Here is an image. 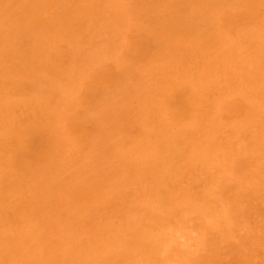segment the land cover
<instances>
[{"label": "rangeland", "instance_id": "1", "mask_svg": "<svg viewBox=\"0 0 264 264\" xmlns=\"http://www.w3.org/2000/svg\"><path fill=\"white\" fill-rule=\"evenodd\" d=\"M30 1L31 0L24 1V4H23L21 0H18V2H20V4H19L21 6L20 8L23 9V6H25L26 4L29 5ZM41 1L43 2V0H39L40 3L38 2V0L34 1L35 3L33 2V4H37L36 7L38 8L39 5L42 4ZM64 1L61 0V2H60V0L59 1L55 0V3H54V0L44 1L45 4H46V2H48L49 3L48 5L50 7H51V5L54 4L53 8L50 9V7H47V5L44 4L45 11H43V13L40 12L43 17L40 14H38V17H37V18H40L39 20L41 21V23H39L38 21L37 22L35 21L38 19L34 18V15H35L34 14L33 18H34L35 22H33L32 19H31L32 21H30L31 23L33 22L34 24H32V25L28 24V26L33 27V28L31 27L32 29L30 28L31 30L34 29L33 31H36V33L34 32L33 36L35 35V37H38V38L41 37L37 41L39 43H41V40L43 38L41 35L42 31H41V34L39 33V35H37L38 34L37 28L42 27L40 24L43 23V25H44L42 27V30L44 27H45L44 29H48L47 34H50L51 30L57 28V26L55 27V25H59V27H61V28L58 27L59 29L57 28L58 31H57V29H56V31H54L55 32L54 35H52L53 34V31H52L51 35L45 34V36L47 35L50 37H47V38L44 37V38H46L45 39L46 41L48 40V42L57 36L59 38V39L58 38L57 39L60 41V43L59 42L54 43V41H53V43L56 45V48L59 49V52L53 50L57 55H54V54H51V52L50 53L48 52V54H51L50 56L49 55L48 56L51 57V58H49V60H52V61L54 59V58L52 59V56L55 57V61H56L55 66L58 67V70H57L55 68V66H53V65L50 66V67H52V69L55 68V70L53 69L54 70L53 73H55V75L53 73L52 74L54 76H56V74L58 73V75L59 76L61 75V76L55 77L54 79L52 78V80H51L50 79L51 77H49V75L47 76V74H49L52 69L50 70L48 67L49 73L46 74V71L48 70L46 68L47 67L46 65H44V66L42 65L44 70L47 69L45 71V73H43L44 70H42L41 67H40L41 70H38V69L35 70V71H39V72H36V74L39 73V75H41L40 71H42L43 77L44 78L48 77L47 78L48 82H50V81H51L50 83H52V81H53V83L55 82L56 85H54L52 83L53 86L51 85V87H53L57 90V91H55L52 88V90H54L57 93V95L59 96L58 97L55 94L58 97V99H57V97H55V95L54 96L51 95L53 92L52 93L50 92L51 94L49 92H47V91H50V89L47 88V86H45L48 83L44 84L46 82L45 80L40 78V76L37 77L34 75L35 72H33L32 69L34 70V67H35V69L37 67L39 68V65L37 66V63L36 64L32 63V67H31L32 69H30V67H29V66H31L30 62H32L33 60L32 61H26L25 60V58L33 59V58L29 57L30 54L27 57L28 52H26V50L29 51L28 47L26 48V50H22V51H20L21 49H23L22 47L20 50L18 49V47H20V43L21 42L23 43L22 39H23V37L26 36L25 33L24 34L21 33L22 35L20 33H18L16 39L12 40V41H13V44H14V41H16L17 39H18V41H16V42L19 43L20 40H21V42L19 43V46L17 45L18 44L17 43L16 46H14V48L12 46V48L14 51L16 50L18 55L21 52L27 53V54L25 53L26 57H25V54L22 57L24 59L23 62L24 63L27 62V65L29 64L27 67L28 69L27 70L25 69V71H23V68H21V67L24 65V63L20 67V65H19L20 62H18V58H16V57L13 58L14 64H16L15 67H13V65H14L13 63L10 64L11 60L9 62L3 61L5 63V65H7V66L11 65V67L13 68L12 69L13 71L15 70L14 68H17L14 72H16V75L17 74H21V75H20L19 79H17V77H16V80H18V82H16L17 86L14 87L12 85V83L10 82L12 80L13 81L15 80V79L10 78V75L12 74L13 71H11V72H9V70L7 71V69L5 68V65H4V68H5L4 71H5L6 75L5 74H2V75H4V79H5L4 82L5 83L2 81L3 80L2 78L0 80V82L2 81V83H4L3 84L4 87L1 85L2 83H0V97H1V99L5 100V102H6V99L7 100L9 99L7 103H5L2 100L0 101V105L5 106V108H3L4 107L3 106L2 108L0 107V109L4 110L3 112L7 113L4 115L5 117H3L4 123L3 122L2 123L4 125H1V127L3 126L2 127L4 129L3 131H5V129L8 128L6 130L7 132L6 131L5 132L9 133L11 136L13 134L12 137L7 135L6 136L8 138L7 139L4 136L6 133H4L2 131V128L0 127L1 128L0 129V137L3 136L2 137L3 139L2 138L0 139V141L3 140L0 142V151H2V153H3L2 154L0 152V159H2V161H3V162L1 161L2 164H0V177H1L0 178V186H1V184H4L5 192L3 191L4 192L3 196L6 195L5 198L7 200L5 198L4 199L6 201L10 200V202H11L10 204L13 205V206H11V205H9V202L8 203L4 202L5 203V206H4L3 205L4 203H1V202H3L2 201L3 196H2V198H0V213H4V215L6 213H8L7 216L9 214H11L10 216H14V219H12L13 220V222H12V220L10 218L7 219V217L5 218L4 215H3L4 216L3 217L2 214H0V221H1L0 225L2 223H3L2 225H4V223H5L4 227H2V225H1V228H0V237L2 236L0 238V240L2 239L0 241V253L2 254V252H3V254H4V256L0 255V264H264V89H263L264 88V86H263L264 85V68H263L264 67V48H263L264 47V44H263L264 43V40H263L264 39V33H263L264 32V0H250V1L249 0H243V1L242 0L241 1L240 0L239 1H237V0H217L218 2L215 1V3H213L210 0H198L199 3H198V1H195V0H181V1L180 0H105V1L104 0H88V1L87 0H85V1L81 0L82 2H84V3H82V2L77 0L76 3H78V2H79L78 4L81 3L80 6L81 5L83 6V4H84V6L87 9H88V7L91 8V9H88V12H86V13H89L90 16H88L89 14L85 15L86 13L84 11H82L85 14L79 13L80 14L79 16H81V15H84V16H81V18L78 19L79 16L78 17L75 15L71 16L73 14L69 13V14H71L69 16H71L73 18V19L71 18L73 20V22L70 20L69 16H67L66 14H63L66 10V6H67L66 4L68 3L66 1L64 3ZM73 1L74 0H71L70 1L71 4H69L68 6L72 5L74 3ZM89 1H90V3H89ZM91 1H92V3H91ZM201 1H202V4H201ZM220 1H223V2H220ZM18 2H16L15 0H6V1L0 0V5L2 6V8L0 7V10L5 8L8 11L9 7L16 9L19 7V5L16 4ZM58 2L60 4H62L61 5L62 10L60 9V4ZM85 2L88 3L87 6H86ZM176 2H178L177 5H176ZM224 2H226V3L228 2L227 5H226V3L224 4ZM233 2H237V3L233 4ZM241 2L243 4L240 6ZM1 3H3V4H1ZM6 3H7V5H6ZM57 3L59 4V6ZM206 3H209V5L208 4L205 5ZM212 3H213V5L215 4V6L217 5L216 3H220L219 5H217V7L219 8V6H220V8L218 9L217 7H215V8H217V9L214 8L216 11H214L213 8H212L213 10L211 8H209L207 10L206 7L207 6L209 7L210 5H212ZM221 3H222V5H221ZM78 4H76L77 6L73 4L74 5L73 8L78 9L80 7ZM111 4H112V6H111ZM173 4H175V5H173ZM238 4L240 7L239 6L237 7ZM258 4H259V6H258ZM3 5H4V7H3ZM5 5L7 8L5 7ZM8 5H10V6L8 7ZM15 5H17L18 7H16ZM63 5H66V6L64 7ZM235 5H236V8L234 7ZM94 6H95V8H93ZM44 7L40 6L39 8L41 9ZM101 7H102V9H101ZM11 8H10V10H11ZM39 8H38V12L40 10ZM5 9H4V11H5ZM71 9L72 8H69V10H66V11L72 12ZM81 9H83V7H81ZM85 9H83V10H85ZM33 10H34V8L31 10H28V11L33 12ZM41 10H44V9H41ZM49 10L52 11V13L54 11L55 12L57 11L58 15H60V16H56L57 13L55 15V12H54L53 13V15L55 17L54 18L52 16V13L51 12L49 13ZM90 10H94L95 13H93ZM99 10H101V11H99ZM25 11L24 10H23V12L20 11V15H21V12L24 14ZM74 11H76V10H73V12ZM97 11H98V13H97ZM206 11L209 12V14H211L210 13L211 11L213 13L212 19L207 18L209 21H205V18H204L206 16V14H208V13H206ZM18 12H17V14H18ZM45 12L47 14H45ZM240 12L244 15L240 14ZM177 13H179V14L177 15ZM180 13H181V15H180ZM3 14L5 17H6V15H7V17L9 15L8 12H7V14H5V12H4ZM10 14L13 15V12ZM15 14L16 13L14 12V16H15ZM76 14H78V12ZM95 14H97V15H95ZM209 14H208V16H209ZM39 15L41 17H39ZM62 15H63V17H62ZM93 15H95V17ZM190 15H191V17H190ZM4 16H2L1 18L4 19ZM21 16L20 17L18 16L20 19L19 20L17 19L19 22H18V24L16 23V25H17V26H15L16 30H17V28H20L21 22H24L27 20V18L29 17V14L26 15V16H28L27 18H25L26 16H23L21 18ZM85 16H86V18H85ZM177 16H178V18H177ZM59 17H61V18H59ZM67 17H68V20H70L72 23L79 21V23H80L79 27H81V29H79V27H77L78 23H75V25L77 24V26H75L76 27L75 29H73L74 25L72 26L73 28L71 26L69 27L68 22H66L68 20L65 21L68 25H65L64 20L67 19ZM76 17H77V19H76ZM103 17H104V19H103ZM187 17L192 18L194 21H195V18L197 17L198 24H196L197 21H195L196 23L193 22V24H191V19L189 21V19ZM1 18H0V20H1ZM11 18H9V19L11 20ZM62 18H63V20H62ZM91 18H93V19H91ZM181 18H183V19H181ZM184 18H187V19H184ZM201 18H204V20L202 21ZM225 18H227L228 20L227 19L225 20ZM23 19H25V20H23ZM83 19H84V22L85 21H87V22L84 23ZM6 20L8 22V19H6ZM17 20H16V22H17ZM52 20L54 22H52ZM261 20H262V22H261ZM3 21L1 20V22H0L1 26H2ZM27 21H29V20H27ZM47 21H49V22H47ZM55 21H56V23H55ZM170 21H172V22H170ZM149 22H150V24H149ZM214 22H216V23H214ZM229 22H231V24ZM8 23L9 24L15 23V21L14 22H8ZM45 23H49V25H47V26H49L48 28H47ZM95 23H97V24L95 25ZM207 23L210 24L213 29ZM9 24H5L3 26L7 28V26ZM26 24H27V22H26ZM51 24H54V25H51ZM62 24H64V28L62 27L63 26ZM103 24H104V26H103ZM146 24H148L149 26L151 25V27H149L148 25L146 26ZM155 24L158 27L155 28V26H156ZM24 25L25 24H22L23 27H24ZM70 25H72V24H70ZM83 25H84V27H83ZM192 25H193V27H191V28H194L195 31H193V29L190 28V26H192ZM248 25H249V27H248ZM36 26H38V27L35 28ZM53 26H54V28H53ZM98 26H99V28H98ZM201 26H202V28H201ZM246 26H247V28H245ZM51 27L53 29H51ZM89 27H91V28H89ZM197 27H198V29L201 28L200 30H198L199 32L201 30L204 31L207 28V30L209 32L207 34H211L210 37H208L209 35H204V36L202 35V37H200L201 34L202 33L204 34L205 31L207 32V30H205L204 32L202 31L199 34V32H197V30H196ZM40 28L38 29V32L40 31ZM77 28L79 30H81L82 32H80V33L77 32L78 34L75 33V35H74L73 33L75 31H72V30H76ZM178 28L180 30L182 29L180 31V33L183 31L184 34H186L188 37L191 36L192 38L191 39L188 38V40H187L184 38L185 35L182 36V34L180 36L177 35L178 38H176L177 36H174V34L176 32H177L176 34L179 33ZM215 28H217V29H215ZM21 29H23V28H21ZM21 29H20V31H24V32L28 31V30H26L28 28H25L24 30H21ZM169 29L171 30V33H173V31L175 29H176L175 30L176 32L174 31L175 33L172 35L170 33ZM209 29L211 31H209ZM5 30H7V29H5ZM63 30H64V33L66 32L67 34H69V36H68V37H70L69 40H66V38H63V36H62ZM7 31H9V30H7ZM112 31H114V32H112ZM222 31H224V32H222ZM17 32H18V30H17ZM158 32H159V34H158ZM249 32H250V34H249ZM0 33L2 34V32H0ZM110 33L114 35L113 38H112L113 35L111 36ZM163 33L165 35H163ZM10 34H11V32H10ZM28 34H29V31L27 32V35ZM67 34H66V36H67ZM2 35L0 37V40L3 37ZM20 35L22 38L19 40ZM260 35H262V36H260ZM15 36H13V37H15ZM30 36H32V34ZM211 36L212 37L215 36V38H212ZM224 36H225V39H224ZM10 37L11 36H9V40H10ZM134 37L140 41V44H138L139 41H137ZM27 38H29V36ZM27 38H25V39H27ZM174 38H175V40H173V41H175V42L173 43V41H171V39H174ZM57 39H55V40H57ZM101 39H103V42ZM177 39H178V41H177ZM202 39H205V41H206V39H208L209 42L213 41L214 45H216L215 47L220 45L221 48L218 47L215 49L214 46H211L213 49L211 48L208 51L203 52L204 51L203 48L200 49L201 46H199V43L201 42ZM255 39H256V41H255ZM29 40L30 39H28V41ZM31 40H30L31 43L29 42V44H32L33 41H31ZM36 40H37V38H36ZM2 41H3V39H2ZM90 41L92 42V44L94 46L91 44ZM94 41H96L97 43H95ZM179 41L181 42V44ZM4 42L6 43V41H4ZM105 42H106V44H105ZM144 42H145V44H144ZM161 42H163V43H161ZM177 42H178V46L176 45L177 48L174 47L175 49H177V51L175 50L176 51L175 52L174 48H173V50L171 52H169V54H168L167 51L171 50V47L174 46L173 44H177ZM22 43H21V45H23ZM159 43L164 45L165 49H169L168 45H170V49L166 50V51H165V49H163L166 53L165 52L163 53L162 52L163 50L158 51L159 49L162 48V45L159 46L160 45ZM245 43H246V45H245ZM251 43H253V44H251ZM256 43H259L260 45H258ZM4 44H2V47L0 45V49L5 48V46H3ZM7 44H8V41H7L6 45ZM9 44H10V41H9ZM13 44H11V45H13ZM26 44H28V43H26ZM54 44H52V41H51V44L49 42V45H53L55 47ZM166 44H168V45H166ZM201 44H203V42ZM211 44L213 45V43H211ZM241 44H243V46ZM43 45L45 46L47 44L43 43ZM171 45H173V46H171ZM157 46H159V47H157ZM166 46H168V47H166ZM254 46H256V47H254ZM260 46H262V47L260 48ZM9 47H8V49H9ZM36 47L32 48V51H33V49L36 50ZM39 47L42 48V46H38V48ZM45 47H47V46H45ZM81 47H82V49H81ZM94 47L96 50L94 49ZM248 47H250V48H248ZM141 48H143L145 51L142 50ZM225 48H226V50H225ZM8 49L6 50L7 52H8ZM43 49H45V48L43 47ZM52 49H51V51H52ZM71 49L73 51H71ZM206 49H208V48H206ZM132 50L134 51V53L131 52ZM139 50H141V51H139ZM232 50L234 52L235 51L236 52L235 53L233 52L234 54L233 53L230 54V52H232ZM48 51H50V50H48ZM209 51H210V54L211 53L213 54L212 58L211 57L209 58V56H211V55L208 56ZM211 51H213L216 54H214ZM254 51H256V52H254ZM38 52H39V50H38ZM43 52H46V51L44 50ZM54 52H52V53H54ZM70 52H73V53L71 54ZM140 52L142 54H140ZM160 52L163 54L160 55L159 54ZM4 53H5V51H4ZM13 53H15V52L11 51L10 55ZM171 53H172L173 57H172V55H170ZM175 53L177 55L176 58H175V56H176ZM205 53H207L206 56H205ZM228 53H229V56L231 55V57L227 56ZM241 53H243L244 56ZM253 53H255V56ZM62 54L64 55V57ZM239 54H240V57H238ZM5 55H7V53ZM10 55H9V58H10ZM34 55H36V54H34ZM214 55L217 56V58ZM2 56H1V59H2ZM11 56L13 57V55H11ZM36 56H39V55H36ZM48 56H46V57L48 58ZM59 56H61V58ZM219 56H221V57H219ZM232 56L234 58H232ZM235 56H237V57L235 58ZM242 56H243V58H242ZM69 57H70L71 61L69 60ZM197 57L200 59H198ZM223 57H225V58H223ZM3 58H4V56H3ZM20 58H21V56H20ZM20 58H19V61L22 59V58L21 59ZM39 58L40 59H38L36 57L35 59L42 61V59H44V56L42 57V59L40 56H39ZM91 58H94V59H91ZM204 59H205V61H203ZM225 59H226V61H225ZM93 60L95 61V63L93 62ZM199 60L201 61V63ZM220 60H221V62H220ZM52 61H51V64H52ZM57 61H60V62H57ZM86 61H88V62H86ZM168 61L171 64H169ZM175 61L178 63H175ZM208 61L210 64H212V67L210 64H208ZM1 62H2V60H1ZM45 62L43 61V63H45ZM227 62H228V64H227ZM234 62L236 63L237 66L234 64ZM259 62H260V64L258 65ZM66 63L68 65H66ZM101 63H103V64H101ZM161 63H164V64L161 65ZM218 63H220V64H218ZM222 63H224V64H222ZM249 63H250V65H249ZM20 64H22V63H20ZM46 64L48 65V63H46ZM199 64H200V66H199ZM217 64H218V66H217ZM0 65L2 66L3 64L1 63ZM159 65L161 67L163 66L162 71H161V69H160L161 67ZM245 65L247 66L248 69H246ZM66 66L69 67V68H67V71H69V69H71L69 71L70 73L64 72V71H66V68H65ZM166 66H167V68H166ZM224 66L226 67L225 69L223 68ZM253 67H255V68H253ZM62 68L64 71L62 70ZM181 68H183V69H181ZM214 69H216V71ZM250 69H252V70H250ZM59 70H61V71L59 72ZM192 70H193V72H192ZM73 71L75 73H73ZM101 71H102V73H106V72H108V73L105 74V77H103L104 75L102 74L103 76L99 78V75L97 76V73H101ZM210 71H212V72H210ZM255 71H257L258 74H256ZM205 72H206V74H205ZM229 72H230V74H229ZM250 72H252V73H250ZM1 73H2V71H1ZM95 73H96V75H95ZM62 74H63V76H62ZM209 74H212V75L209 76ZM240 74H241V76H240ZM2 75L0 77H3ZM22 75L24 77L21 78ZM26 75L28 77L25 78ZM67 75L70 77H67ZM244 75H245V77H244ZM65 76H66L67 80L65 79ZM217 76H219V77H217ZM254 76H255V78L253 80ZM61 77H62V79H61ZM7 78H10V81ZM33 78L34 79L40 78V80L42 79L43 81L41 80L40 84L41 85L44 84L43 85L44 87H42V89H41L40 85H38L39 80L35 81ZM57 78L61 79V80H59V82H61V83H59V82L56 83L58 81ZM105 78H106V80H105ZM166 78H168L172 82L169 80L167 81ZM172 78L176 79V80H172ZM219 78H221V79H219ZM30 79L31 80L33 79V80L31 81ZM93 79L97 80V81H94ZM103 79L105 80V82L101 83L100 80L102 81ZM210 79H212V80H210ZM217 80L219 81V83ZM7 81L10 82V84ZM86 81L89 83L88 85H87ZM93 81L95 82V86L93 84ZM32 82H34V83L32 84ZM65 82H67V83H65ZM97 82H100V84ZM167 82H168V85H167ZM243 82H245V83L243 84ZM17 83H19V84H17ZM50 83H49V85H50ZM229 83H230V85H228ZM57 84H59L60 87ZM61 84L64 87H62ZM162 84L163 85L165 84V85L163 86ZM250 84L251 85L254 84V87L251 86ZM36 85H37L38 89H37ZM156 85H157V87H156ZM175 85H176V87H175ZM223 85H225V86H223ZM12 86H13V88H11ZM56 86H58L59 88L57 89ZM67 86H69V87H67ZM167 86H170V87H167ZM5 87H7V90L5 89ZM48 87H50V86H48ZM143 87H145V88H143ZM202 87H203V89H201ZM223 87H225V88H223ZM257 87H259V89H257ZM44 88H47V89H44ZM61 88H64V90ZM104 88L108 91V93L110 91L111 95L110 94L106 95L107 91ZM137 90H139V91H137ZM226 90H227V92H226ZM256 90H258V91L256 92ZM102 91L105 93H103ZM116 91L118 93H116V95H115ZM11 93L16 94V95H12V97H10ZM158 93H160V94H158ZM30 94H31V96H30ZM66 94H68V95H66ZM228 94H229V96H228ZM47 95H51L50 97L52 100H50V99L48 100L50 102L52 101L51 104H50V102L48 103V101L46 100ZM96 95L97 96L100 95V96L97 97ZM60 96L62 99L60 98ZM111 96H113V97H111ZM223 96H224V98H223ZM21 97L23 98L21 100H23V102L27 103V106H25L26 109L24 107H22L24 105H22L23 103H21V101L19 103V99ZM29 97H31V100L33 99L34 101L35 100L37 101L39 99L41 103L39 102L38 103L39 105H37V104H35L34 101L29 102V100H30ZM76 97H77V99H75ZM100 97H101V99H100ZM134 97L137 98L138 100L135 99ZM141 97H143V98H141ZM177 97H178V99H177ZM189 97L190 98L192 97V98L189 99ZM214 97L216 100L214 99ZM41 98H42V100H41ZM44 98H45V100H44ZM55 98L57 99V105H56V99ZM117 98L118 99L120 98V99L118 100ZM159 98H161V99H159ZM14 99H18V100H14ZM60 99L63 101V103ZM102 99H103V101H102ZM193 99H194V101H192ZM219 99H221V101ZM58 100H60V101H58ZM70 100H71V102H70ZM105 100H107V101H105ZM11 101H14V102H11ZM64 101H69V102H64ZM72 101H74V102H72ZM31 102L34 103L33 104V107H34L33 110H36L35 109L36 105L39 108L40 105L43 106L42 105L43 102L46 103V108H45L46 110L43 107H41L42 109H44L42 111L40 110L41 113L40 112L39 113L41 115L38 114V111H37L36 115L34 112H32L35 115V118L33 117V119L32 118L30 119V117L33 116L30 114L31 111L29 110L30 108L32 109ZM53 102L55 104V105L53 104L54 107L52 105ZM126 102H127V104H126ZM161 102H163V103H161ZM47 103L50 104L49 108H48ZM58 103H59V105H58ZM61 103L64 104L63 106H65V107L69 106V107H67V109L65 107L63 108ZM9 104H10V106H9ZM19 104H21V105H19ZM199 104H201V106ZM14 105H17L16 108H11V107H15ZM76 105H77V107H76ZM88 105L89 106L91 105V106L89 107ZM139 105L141 108L139 107ZM154 105H156L157 110H156ZM178 105H179V108H177ZM192 105H193L194 109L191 107ZM28 106H29V109H28ZM142 106H144V108ZM174 106L176 107L177 110L174 108ZM158 107H160V108H158ZM202 107H203V109H202ZM9 108L18 112L17 113L18 116L16 115V117H18V119L23 118V115L26 117H27V115L28 116L31 115L29 117V119L32 120L31 121L32 123L26 117H24L21 120L26 121L27 122L26 126L30 127L31 130H29L28 133H29V135H31L32 139H35V140L33 141L30 136L28 139L32 140L31 142H33L32 143L33 145H35V146L37 145L36 148L33 147L32 144H31L32 146L30 145L31 142H29V143L25 142L24 143V141H22V137L24 140L26 135H25V137H24V135H22V137H21V135H18V133H20L23 130H26V134H27L28 128L24 129L26 127L24 124L25 122H22L20 120V122H22L24 124V127H22L23 129H21V130L19 129L21 127H19V125L17 126V123H20V122L14 116V114H16V112L12 113L13 111ZM23 108H24V110H23ZM152 108L153 109L155 108L154 109L155 111ZM62 109H65V111ZM138 109L141 112H143V111L144 112L141 113ZM151 109H152V111L150 112ZM27 110H29L30 112ZM73 110H74L75 114H74ZM128 110H130V111H128ZM173 110H175V112ZM22 111L24 113L25 112L26 113L24 114ZM48 111L50 114L52 113V115L56 114L55 115L56 117L51 115L52 117H54V119L50 118ZM146 112H147V115H146ZM237 112H239V113H237ZM63 113L65 114V116ZM118 113H119V116H118ZM126 113L128 116L126 115ZM12 114H13V117H12ZM82 114H83V116H82ZM148 114H150V115H148ZM0 115H1V113H0ZM2 115H3V113H2ZM37 115H39V116L37 117ZM60 115L62 116L63 120L60 118L61 117ZM130 115H131V117H130ZM58 116H60V117H58ZM71 116L72 117L77 116V118L76 117L72 118ZM7 117H8V122L11 120L10 123L7 122V120H6ZM44 117L47 118V120ZM161 117H163V118L161 119ZM48 118L52 119V120L49 121ZM64 118H65V120H64ZM70 118H71V120H70ZM158 118H159V120H158ZM216 118H217V120H215ZM1 119H2V116H1L0 120ZM75 119H76V121H77V119H80V120H78L80 123L77 122L78 123L77 125H79V124L80 125L79 126L76 125L77 127L75 126L76 121H74L72 123L70 122V121L75 120ZM153 119H155V120H153ZM224 119H226V120H224ZM35 120H36V122L38 120L37 124H36ZM45 120H46V122H45ZM166 120H168V121H166ZM158 121H161V122H158ZM5 122H7V123H5ZM33 122H35V124ZM44 122H45V124H43ZM128 122H129V124H128ZM2 123L0 122V124H2ZM73 123H75L74 126H73ZM113 123H115V124H113ZM223 123H224V125H223ZM13 124L16 125V127H14ZM38 124H39L40 129H39V127L37 128ZM40 124H42V126H44V127L40 126ZM50 124H51V126H50ZM82 124H84V125H82ZM20 125H21V123H20ZM140 125H142V127ZM47 126H49V127H47ZM80 126H81V128H80ZM58 127H59V129H58ZM70 127L74 128V130L71 129ZM78 127L80 130L77 129ZM120 127H122V128H120ZM128 127H130V128H128ZM17 128H18V130H16ZM41 128L45 129V130L42 131ZM64 128H66V130ZM75 129H77V130H75ZM98 129H100V130H98ZM109 129H111V130H109ZM34 130H40V132L39 131L37 132ZM64 130H65V132H64ZM141 130L143 132H141ZM30 131L32 132V134H30L31 133ZM78 131H80V133ZM148 131L151 134H149ZM152 131L154 132V134ZM74 132H75V134H74ZM100 132H101V134L103 133L101 137H99L101 134H98ZM210 132H212V133H210ZM65 133H67V134L65 135ZM81 133L82 134L84 133V134L81 135ZM166 133H167V135H166ZM21 134H25V132L21 133ZM91 134H92V136H91ZM97 135H98V137H96ZM134 135H136L137 137ZM44 136L46 138L48 137L47 142L49 140L53 141L52 142L53 144L50 145L51 142L46 143V139H45L44 143L47 144V148L45 146H42L44 140L43 141H41V140H42V138L44 139ZM60 136H61V138H60ZM118 136H119V138H117ZM170 136H172V137H170ZM13 137H15V139ZM92 137L94 139H92ZM128 137H129V139H128ZM25 139H26L25 141H27V138H25ZM55 139L58 141H56ZM96 139L97 140L100 139L99 142H101V143L105 142V143L101 144V146H100V143ZM105 139H106V141H105ZM163 139H164V141H163ZM8 140H10L11 142ZM36 140L38 141V143L39 142L42 143V144H40L41 146L38 147L39 144L37 143ZM54 140L57 142L58 145L55 143L56 147L58 146L62 155L58 151L56 152V150H58V149L55 150L56 147H54L55 146ZM107 140H109V142ZM142 140H143V142H140ZM72 141H75V144H73ZM12 142H13V144H12ZM14 142H16L17 145ZM71 142H72V144H70ZM76 142H78V144ZM83 142H85V143H83ZM94 142L95 143L97 142L96 145ZM146 143L149 147L146 145ZM171 143H173V144H171ZM5 144H7L6 145L7 147L5 146ZM46 144H44V145H46ZM130 144H131V146H130ZM200 144H201V146H200ZM202 144H204V145H202ZM214 144H216V145L214 146ZM3 145L5 146V149L3 148L4 147ZM48 145L51 146V149H52L54 154L56 152V154L59 153V156L61 155L60 159H59V157H55L56 159H58V161L55 159V162L57 161L58 164H62V166L60 165L61 167L56 166L58 164L55 162H50V161H52L51 159H54L52 156L53 153L50 155V157L46 156V154L52 152L51 149L49 148L50 146L48 147ZM65 145H66V147H65ZM70 145L72 148L70 147ZM93 145H95V148ZM104 145H106V146H104ZM140 145H143V146H140ZM152 145H154V146H152ZM67 146H69V148H67ZM75 146H77V148ZM103 146L105 148L107 147L108 149L106 148L104 150ZM119 146H120V148H118ZM126 146L128 148H129V146L132 147L133 150H132V148H129V149L126 148ZM182 146H184V147H182ZM43 147H45V148H43ZM134 147H136V148H134ZM144 147L146 149H144ZM151 147H153V148L151 149ZM48 148L50 150H48ZM62 148H63V150H66V151H63ZM91 148H92V150H91ZM96 148L98 150H96ZM43 149H44V151L48 150L49 152L47 151L48 153L46 152L44 155V152H42ZM45 149H47V150H45ZM139 149H141V150H139ZM149 149H151V150H149ZM14 150H16V151H14ZM38 150L41 151L42 153H39ZM12 151H14V155H13ZM119 151L124 152V153L121 154V152H119ZM5 152H7V153H5ZM67 152H69V153H67ZM180 152H181V154H179ZM184 153H185V156H184ZM251 153H253V154H251ZM40 154H43L44 157L49 158V159H46V158L44 159V157H43L44 163H46V160L47 161L49 160V162H50V163L45 164L47 166H44V163L42 162V160H39L40 158L42 159V156H43ZM119 154H121L122 156ZM124 154H125V156H123ZM182 154H183V156H182ZM5 155L6 156L8 155L9 159ZM66 155H67V157H66ZM85 155H86V157H85ZM87 155L90 157L88 158ZM68 156L70 157V159ZM166 156L168 158H166ZM179 156H181V157H179ZM62 157H65V159ZM187 157L189 160L187 159ZM201 157L202 158L204 157L203 160ZM82 158H85V159H82ZM91 158L93 161L87 160V159H91ZM170 158H171V160H170ZM178 158H179V160H178ZM13 159L16 161V163H15V161H13ZM63 159L65 162L67 160L66 165L64 164L65 162L62 163ZM95 159H96V161H95ZM27 160L29 162L33 161L32 165L29 162H27ZM110 160H112V161H110ZM8 161L9 162L11 161L12 163H9ZM17 161H19V162H17ZM87 161H89V162H87ZM201 161H203V162H201ZM81 162H83V164ZM96 162L99 164V166L97 165ZM28 163L30 164V167L26 166L25 168H27V169H25L24 165L29 166ZM52 163L54 165L56 164L54 166L55 170L57 167L56 171L54 169H52L53 167H51V168L49 167ZM93 163H95V164H93ZM15 164H17V165L14 166ZM18 164H20V165H18ZM53 164H52V166H53ZM82 165H84V166H82ZM95 165H97V166H95ZM34 166H35L37 171L35 170ZM63 166L65 169L62 168ZM18 167L20 170L18 169ZM108 167H109V169H107ZM85 168H86V170H85ZM68 169H71V170L69 171ZM95 169H97V170H95ZM16 170L18 171L17 176H16ZM60 170H61V172H60ZM65 170H67L68 174L66 173ZM101 171H102V173L104 172L103 175L100 174ZM19 172H21V173H19ZM48 172L51 173L50 177H49L50 173L46 174ZM62 172H64V173H62ZM54 174H56V175H54ZM66 174H67V176H66ZM166 174H167V176H166ZM12 175H13V177H12ZM19 175H21L22 177L21 176L19 177ZM6 176L12 177L11 178L12 180L8 181ZM53 176H55V178ZM60 176H61V178H63L64 176L66 178L61 180ZM68 176H69V178H68ZM14 177H15V179H14ZM228 177H229V179H228ZM5 179H7V180H5ZM60 180L62 183L60 182ZM12 181H14L15 183ZM36 181H37V183H36ZM9 182L11 183V185ZM40 182H43L44 184L40 183ZM8 183H9V186L12 187L11 189L9 188L10 190L7 188ZM13 183H14V185H13ZM20 183H21V185H19ZM39 183H40V185H38ZM81 183H82V185H81ZM34 185H35V188H34ZM52 185L55 186L56 188L53 187ZM58 185H59V188L57 187ZM221 185H223V186H221ZM14 186H15V188H14ZM39 186H41L40 189H39ZM91 186H92V190H91ZM2 187H1V191H0L1 193L0 194H2V190H4ZM18 187H21V188L18 189ZM25 187H28V189ZM29 187H30V189H29ZM42 187L45 189H43ZM16 188L18 189L19 193L21 192V194H17L18 192L15 193L17 191ZM6 189H8V190H6ZM51 189L53 191H51ZM11 190L15 191V192L12 193ZM38 190L42 191V192H39ZM43 190H45V191H43ZM80 190H81V192H80ZM162 190L164 192H162ZM10 191H11V193H10ZM30 191H31V193H29ZM37 192H38V195L35 194ZM40 193L44 197H46V196H47V198L49 197L48 199H49V201L51 200V202H48V199L45 200L46 198L42 197V195ZM61 193H63V194H61ZM11 194L12 195L14 194V195L12 196ZM70 194L73 195L72 198H71ZM10 195H11V197H13L12 200L9 197ZM18 195H19V197H18ZM20 195H22L24 197L26 195V199L22 198V196H20ZM27 195L31 196L34 201H31L32 199L30 197L29 202H31V203H29L27 201L29 196L27 197ZM39 195H41V197L45 201L43 199L39 198L40 197ZM15 196L18 197L19 200H22V203L18 199L14 200ZM36 196L44 202L43 204L41 203V205H43V206H40V202H42V201L39 200ZM173 196H175V197H173ZM8 197H9V199H8ZM35 199H36V201H35ZM16 200L20 203H18ZM6 205H8V206H6ZM37 205H39V207L37 209H33V207L34 206L37 207ZM44 205H46V206H44ZM50 206H51V208H50ZM84 206H85V208H84ZM7 207H10V208H7ZM3 208H4V210H3ZM94 208H96V209H94ZM31 209H33V210H31ZM43 209H44V211H43ZM48 209L50 210V212ZM76 210H78V211H76ZM3 211H6V212H3ZM13 211H14V213H13ZM26 211H28V213ZM30 211H33L32 213L34 215L30 214L31 213ZM41 211L47 212L48 215L45 214L46 215L45 216L44 213L42 215ZM52 211H54V212H52ZM9 212H11V213H9ZM19 213H20V215H19ZM23 213H27V217L24 216ZM49 214L51 216H49ZM163 214H164V216H163ZM15 215H17L18 217ZM29 215H30V217H29ZM47 216H49L50 218H48ZM23 217H26L28 219V221L30 219V221L28 222L27 219L23 218ZM91 219L93 220L94 223L92 222ZM150 219H152V220H150ZM36 220H39V221H36ZM46 220H48V221H46ZM52 220L55 222H53ZM6 221H7V223H6ZM15 222H17V223H15ZM31 222H32V224H31ZM100 224L102 226L103 225L104 226L102 227ZM11 225H12V227H11ZM4 228L7 230L3 232V230H5ZM30 231H31V233H30ZM5 232H7L6 235H4ZM21 232H22V234H24L23 238H22ZM60 233H62V234H60ZM27 234H29L28 236H30V238L27 236ZM37 234L38 235L40 234L38 236L39 239H37V236H36ZM5 236H6L7 240L10 239L9 243H8V241H6V238L4 239ZM15 236L16 237L18 236L19 239H17ZM32 236L34 239L32 238ZM35 236H36V238H35ZM14 238H16L17 240ZM31 238L33 239L34 242L32 241ZM27 239H28V241H27ZM18 240L20 243H22L21 245H23V246H20L19 243H16L17 245L19 244L18 247H20V250L22 249L21 251L18 249V247H16L17 245L15 244V242H17ZM28 244H29V246H27ZM7 245H9V246H7ZM45 245H48L47 246L48 249L45 248ZM1 249H4V250L2 251ZM6 249H7V251H6ZM16 250H18V253L16 252ZM88 252H90V253H88ZM24 255H26V256H24ZM1 256L4 257V261H2L3 257H1ZM85 256L87 259H85ZM89 257H90V259H89ZM1 258H2V260H1ZM83 259H84V263H83ZM5 260L7 262L9 260V262L6 263ZM10 260H12V261H10ZM88 261H89V263H88Z\"/></svg>", "mask_w": 264, "mask_h": 264}, {"label": "bare ground", "instance_id": "2", "mask_svg": "<svg viewBox=\"0 0 264 264\" xmlns=\"http://www.w3.org/2000/svg\"><path fill=\"white\" fill-rule=\"evenodd\" d=\"M5 1H6V0H5ZM15 1L18 2V0H15ZM21 1H22V3L24 4V1H27V0H21ZM31 1H32V2H31ZM31 1L29 2V5L26 4L25 6H23V9L20 8V7H21V6L19 5L20 2H18V3H16V4H18L19 7H18L17 5H15L16 7H18V8H16V9L11 8V7H9L10 5H8V7H9V10H8V11H7V9H5V8H3V9L0 10V12L2 13V14L0 13V15H1L0 18H1L2 16H4V14H3L4 12H5V14H7V12H8V14H9L8 17H7V15H6V17L4 16V19H5V20L8 19V22H14V21H15V23H11V24H12V25H11V24H9V23L7 22V20L5 21L4 19L1 18L2 21L4 20L3 23L5 22L4 24L2 23V26L5 25V24H9L8 26H9L11 29H10L8 26H7V28L4 27V26L2 27L1 24H0V26H1V27H0V32H2V34H3V35H2V34L0 33V34L3 36V37H2L3 41H2V39L0 40V43L2 42V43L0 44L1 47H2V44L5 43L4 41H6V43H7V41H8V44H9V41H10V44H9V45H8V44L6 45V43L3 45V46H5V48H2L3 50L0 49V53L4 56V58H3V56L0 54V55L2 56V59H1V56H0V59L2 60V62H1V60H0V64H1V63L3 64L2 66L0 65V68H1V69H0V76H1L2 74H5V71H4L5 68L7 69V71L9 70V72L13 71V70H12L13 68L11 67V65L7 66V65H5V63H4L3 61H5V62H9V61L11 60L10 64H11V63L14 64V60H13V58L16 57V58H18V62L22 63V64L19 63V65H20V67H21V66L23 65V63H24V62H23L24 59H23L22 56H24V54H25L26 52H28V54L26 53V54H27V57H28L29 54H30L29 57H31V58H33V59H30V58H29V59H30V60H29L28 58H25V57H26V54H25V57H24V58H25L26 61H32V60H33L32 62H30V63H31V66H29L30 69H32V68H31V67H32V63H33V64H34V63H35V64L37 63V66L39 65V68L37 67V68L35 69V67H34V70L32 69V71L35 72V74H34L35 76H37V77L40 76V78H42L43 80L46 81L45 83L43 82L44 84H47V83H48V84L45 85V86H47V88H49L50 91H47V92H49V93H50V92H51V93L53 92L54 94H53V93H52V94L50 93V94L54 96L55 94L57 95V93L55 92V91H57V90H56L55 88L51 87V85H52V86H53V84L56 85L55 82L53 83V81H52L53 84L50 83L51 81L48 82V81H47V78H48V77H47V78H46V77L44 78L42 74L45 73V71L48 69V67H49V69L51 70L52 67H50V66H52V65L55 66V64H56V63H55V62H56V61H55V57L52 56V59L54 58L53 61H52V60H49V58H51V57H49V56H50L51 54L57 55L54 51H58V52H59V49H57V48H56V45L54 44L55 42H59V43H60V41L58 40L59 38H58V36H57V37H55L54 39H51L52 44H54L55 47H54L53 45H49V42H50V44H51V41L48 42V40L46 41L45 39H46L47 37H50V36H47V35H51L52 31H53V34H52V35H54V33H55L54 31H56V29L59 27V25H55V27L57 26L56 29H53L54 26H53V28L51 27V29H53V30H51L50 34H47L48 29H44L45 27H44L43 30H42V27L44 26L43 23L40 24V25L42 26L41 28L38 27V26H36L35 28L38 27V28H37V33H38L37 35H39V33L41 34V31H42V34H41V35H42V37H43L42 40H41V43H42V44L39 43V42H37V41L39 40V38H41V37L38 38V37H35V35L33 36L34 32L36 33V31H33L34 29L31 30L33 27H32V26H28V24H29V25H32V24H34L33 22H35V21H36V22L38 21L39 23H41V21L39 20L40 18H37V17H38V14H40V15L42 16V14H41L40 12L43 13V11H45V7H44L45 2H44V1H47V0H43V2L41 1L42 4L39 5V7H40V6H41V7L43 6L44 8H41V9H44V10H41V9L38 7V8L40 9L39 12H38V8L36 7L37 4H33V2H34V1H37V0H31ZM58 1H59V0H58ZM62 1H64V0H62ZM65 1L68 2V3L66 4L67 6H66V5H63L64 7L66 6V10H69V8H72V9H71L72 12H69V11H66V10H65V12L63 13V14H66L67 16L71 15V14H69V13H72L73 15H71V16H74V15H75V16L78 17L80 14H83L84 12H85V13L88 12V9H91V8H89V7H88V9H87V8L84 6V4H83V6H82V5L80 6L81 3H80V4H78L79 2L76 3L77 0H74V1H73V2H74L73 4H74V5L78 4V5L80 6L79 8L77 7L78 9L73 8V7H74L73 4L70 5V6H68L69 4H71V3H70L71 0H65ZM65 1H64V3H65ZM78 1L82 2L81 0H78ZM84 1H85V0H84ZM87 1H88V0H87ZM104 1H105V0H104ZM180 1H181V0H180ZM195 1H198V0H195ZM210 1H212L213 3H215V1L218 2L217 0H214V1H213V0H210ZM237 1H239V0H237ZM240 1H241V0H240ZM242 1H243V0H242ZM249 1H250V0H249ZM38 2H39V0H38ZM38 2H37V3H38ZM56 2H57V1H56ZM60 2H61V0H60ZM93 2H94V1H93ZM95 2H96V1H95ZM136 2H137V1H136ZM182 2H183V1H182ZM220 2H223V1H220ZM8 3H9V2H8ZM10 3H11V2H10ZM34 3H35V2H34ZM39 3H40V2H39ZM54 3H55V0H54ZM58 3H59V2H58ZM58 3H57V4H58ZM82 3H84V2H82ZM85 3H86V2H85ZM89 3H90V1H89ZM91 3H92V1H91ZM173 3H174V2H173ZM190 3H191V2H190ZM196 3H197V2H196ZM198 3H199V1H198ZM213 3H212V5H210L209 7L207 6L208 8L206 7V9H207V10H208L209 8H211V9L213 8V9H214L215 7H217V5L220 4V3H216L217 5L215 6V4L213 5ZM225 3H226V2H224V4H225ZM227 3H228V2H227ZM227 3H226V5H227ZM234 3L236 4L237 2H233V4H234ZM249 3H250V2H249ZM1 4H3V3H1ZM32 4H33L34 6H33ZM48 4H49V3L46 2L45 5H47V7H50ZM57 4H56V5H57ZM59 4H60V3H59ZM59 4H58V6H59ZM87 4H88V3H86V6H87ZM97 4H98V3H97ZM113 4H114V3H113ZM177 4H178V2H176V5H177ZM182 4H183V3H182ZM185 4H186V3H185ZM201 4H202V1H201ZM201 4H200V5H201ZM207 4L209 5V3H206L205 5H207ZM242 4H243V3L241 2V3H240V6H241ZM244 4H245V3H244ZM6 5H7V3H6ZM6 5H5V7H6ZM27 5H28V6H27ZM31 5H32V6H31ZM56 5H55V6H56ZM61 5H62V4H60V9H61ZM89 5H90V4H89ZM93 5H94V4H93ZM173 5H175V4H173ZM179 5H180V4H179ZM179 5H178V6H179ZM196 5H197V4H196ZM221 5H222V3H221ZM26 6H27V7H26ZM53 6H54V4L51 5L50 9H52ZM58 6H57V7H58ZM76 6H77V5H76ZM99 6H100V5H99ZM111 6H112V4H111ZM162 6H163V5H162ZM198 6H199V5H198ZM202 6H203V5H202ZM212 6H213V7H212ZM238 6H239V4L237 5V7H238ZM240 6H239V7H240ZM258 6H259V4H258ZM262 6H263V5H262ZM0 7L2 8L1 5H0ZM3 7H4V5H3ZM24 7H25V8H24ZM47 7H46V8H47ZM64 7H63V8H64ZM81 7H83V9H85V8H86V9L83 10V9H81ZM102 7H103V6H102ZM102 7H101V9H102ZM107 7H108V6H107ZM134 7H135V6H134ZM168 7H169V6H168ZM231 7H232V6H231ZM234 7L236 8V5H235ZM254 7H255V6H254ZM256 7H257V6H256ZM6 8H7V7H6ZM10 8H11L12 11L10 10ZM19 8H20L21 10H20ZM26 8H27V9L29 8L28 10H31V9L34 8L33 12H34L35 10H36V11H35L34 13H33L32 11L29 12ZM58 8H59V7H58ZM58 8H57V9H58ZM67 8H68V9H67ZM93 8H95V6H94ZM104 8H105V7H104ZM117 8H118V7H117ZM217 8H218V7H217ZM217 8H215V9H217ZM219 8H220V6H219ZM219 8H218V9H219ZM4 9H5V11H4ZM17 9H18V10H17ZM64 9H65V8H64ZM146 9H147V8H146ZM146 9H145V10H146ZM181 9H182V8H181ZM206 9H205V10H206ZM213 9H212V10H213ZM215 9H214V11H216ZM238 9H239V8H238ZM241 9H242V8H241ZM2 10H3V11H2ZM13 10H14V11H13ZM23 10H24V11L26 10V11L24 12V14L22 13ZM47 10H48V9H47ZM61 10H62V9H61ZM73 10H76V11L78 10V11H77L78 14H76V13H77L76 11L73 12ZM79 10H80V11H79ZM96 10H97V9H96ZM117 10H118V9H117ZM236 10H237V9H236ZM16 11H17V12L19 11V12H18L19 15L17 14ZM20 11H22V12H21V15H22V16L20 15ZM27 11H28V12H27ZM59 11H60V10H59ZM82 11H84V12H82ZM90 11H92L93 13H95L94 10H90ZM90 11H89V12H90ZM99 11H101V10H99ZM157 11H158V10H157ZM9 12H10V13L13 12V15L10 14ZM14 12L16 13L15 16H14ZM37 12H38V13H37ZM46 12H47V11H46ZM46 12H45V14H47ZM50 12L52 13V11L49 10V13H50ZM54 12H55V11H54ZM54 12H53V13H54ZM61 12H62V11H61ZM61 12H60V13H61ZM75 12H76V13H75ZM174 12H175V11H174ZM49 13H48V14H49ZM53 13H52V16L54 17ZM56 13H57V11L55 12V15H56ZM67 13H68V14H67ZM79 13H80V14H79ZM85 13H84V14H85ZM97 13H98V11H97ZM206 13L209 14V12H207V11H206ZM206 13H205V14H206ZM210 13H211V14H209V16H208V14H206L207 17H206V16L204 17V18H205V21H209V20H208L209 18H210V19L213 18V15H212L213 13H212V11H211ZM236 13H237V12H236ZM27 14H29V17L26 16ZM31 14H32V15H31ZM34 14H35V15H34ZM88 14H89V13H86L85 15H88ZM178 14H179V13H177V15H178ZM234 14H235V13H234ZM240 14H242V13L240 12ZM33 15H34V18H35V19L37 18L38 20H35V21H34ZM36 15H37V16H36ZM40 15H39V17H41ZM43 15H44V14H43ZM95 15H97V14H95ZM95 15H93V16L95 17ZM145 15H146V14H145ZM180 15H181V13H180ZM211 15H212V16H211ZM236 15H237V14H236ZM242 15H244V14H242ZM9 16H10V17H9ZM13 16H14V17H13ZM18 16H19V17L21 16V18H22L23 16H26L25 18L28 17L27 20H29V21L26 20V21H24L25 23H24V22H21V23H20V28H17V30H18V32H17L15 26H17L16 23L18 24V22H19L18 20L20 19ZM44 16H45V15H44ZM56 16H60V15H58V13H57ZM64 16H65V15H64ZM71 16H69V18H70V20L73 22V20H72L73 18H72ZM81 16H84V15H81ZM81 16H79L78 19L81 18ZM88 16H90V14H89ZM108 16H109V15H108ZM175 16H176V15H175ZM194 16H195V15H194ZM238 16H239V15H238ZM250 16H251V15H250ZM253 16H254V15H253ZM11 17H12L14 20H13ZM17 17H18V18H17ZM42 17H43V16H42ZM62 17H63V15H62ZM77 17H76V19H77ZM101 17H102V16H101ZM155 17H156V16H155ZM190 17H191V15H190ZM190 17H187V18L189 19V21H190V19H191V24H193V22L196 23L195 21H197L196 24H198L197 17L195 18V21H194L192 18H190ZM240 17H241V16H240ZM9 18H11V20H10ZM54 18H55V17H54ZM59 18H61V17H59ZM71 18H72V19H71ZM85 18H86V16H85ZM85 18H84V19H85ZM87 18H88V17H87ZM111 18H112V17H111ZM156 18H157V17H156ZM177 18H178V16H177ZM187 18H184V19H187ZM204 18H201L202 21L204 20ZM207 18H208V19H207ZM262 18H263V17H262ZM17 19H18V20H17ZM31 19L33 20L32 23L30 22V21H32ZM52 19H53V18H52ZM84 19H83V22H84ZM91 19H93V18H91ZM91 19H90V20H91ZM103 19H104V17H103ZM179 19H180V18H179ZM181 19H183V18H181ZM206 19H207V20H206ZM226 19H227V18H225V20H226ZM1 20H0V22H1ZM16 20H17V22H16ZM23 20H25V19H23ZM54 20H55V19H54ZM58 20H59V19H58ZM62 20H63V18H62ZM62 20H61V21H62ZM66 20H68V17H67V19L64 20L65 25H68V24H69V25H68L69 27H70V26L72 27V26L74 25V28L72 27L73 29H75V28H76L75 26H77V24L75 25V23H78V26H77V27L80 26L79 21H78V22H74V23H72L70 20H68V21H66ZM80 20H81V19H80ZM192 20H193V21H192ZM227 20H228V19H227ZM252 20H253V19H252ZM258 20H259V19H258ZM49 21H50V20H49ZM49 21H47V22H49ZM65 21L68 22V24H67ZM181 21H182V20H181ZM183 21H184V20H183ZM214 21H215V20H214ZM241 21H242V20H241ZM26 22H27V24H26ZM52 22H54V21L52 20ZM70 22H71V23H70ZM85 22H87V21H85ZM85 22H84V23H85ZM95 22H96V21H95ZM170 22H172V21H170ZM186 22H187V21H186ZM261 22H262V20H261ZM50 23H51V22H50ZM55 23H56V21H55ZM61 23H62V22H61ZM115 23H116V22H115ZM188 23H189V22H188ZM214 23H216V22H214ZM229 23L231 24V22H229ZM22 24H25L24 27H25V28H28V29H26V30L29 31V34H28V35H27V32H28V31H27V32L20 31L21 28H23V29H21V30H24V29H25V28L22 26ZM45 24H46V26L49 25V23H45ZM70 24H72V25H70ZM92 24H93V23H92ZM96 24H97V23H95V25H96ZM149 24H150V22H149ZM163 24H164V23H163ZM189 24H190V23H189ZM207 24H208V23H207ZM262 24H263V23H262ZM35 25H36V24H35ZM40 25H39V26H40ZM51 25H54V24H51ZM62 25H63L62 27L64 28V24H62ZM100 25H101V24H100ZM105 25H106V24H105ZM147 25H148V24H146V26H147ZM155 25H156V24H155ZM178 25H179V24H178ZM208 25H210V24H208ZM11 26H12L13 28H12ZM101 26H102V25H101ZM103 26H104V24H103ZM148 26H149V25H148ZM195 26H196V25H195ZM195 26H194V27H195ZM198 26H199V25H198ZM213 26H214V25H213ZM216 26H217V25H216ZM216 26H215V27H216ZM31 27H32V28H31ZM48 27H49V26H47V28H48ZM83 27H84V25H83ZM106 27H107V26H106ZM144 27H145V26H144ZM149 27H151V25H150ZM156 27H158V26L156 25L155 28H156ZM159 27H160V26H159ZM176 27H177V26H176ZM176 27H175V28H176ZM179 27H180V26H179ZM191 27H193V25L190 26V28H191ZM210 27H211V25H210ZM248 27H249V25H248ZM258 27H259V26H258ZM8 28H9V29H8ZM30 28H31V29H30ZM39 28H40V31L38 32V29H39ZM59 28H61V27H59ZM59 28H58V29H59ZM63 28H62V29H63ZM89 28H91V27H89ZM98 28H99V26H98ZM199 28H200V27H199ZM201 28H202V26H201ZM201 28H200V29H201ZM211 28H212V27H211ZM217 28H218V27H217ZM217 28H215V29H217ZM245 28H247V26H246ZM5 29H7V30H9V31H7V30H5ZM29 29H30V30H29ZM58 29H57V31H58ZM79 29H81V27H79ZM79 29L77 28L76 30H72V31H75L73 34L75 35V33H77V32H79V33L82 32V31L79 30ZM84 29H85V28H84ZM84 29H83V30H84ZM92 29H93V28H92ZM173 29H174V28H173ZM178 29H179V28H178ZM191 29H193V31H195L194 28H191ZM200 29H198V27H197V29H196L197 32H199L198 30H200ZM203 29H204V28H203ZM212 29H213V28H212ZM257 29H258V28H257ZM4 30H5V31H4ZM13 30H14V31H13ZM35 30H36V29H35ZM86 30H87V29H86ZM156 30H157V29H156ZM169 30H170V29H169ZM169 30H168V31H169ZM175 30H176V29H175ZM175 30H174V31H175ZM181 30H182V29H181ZM181 30L179 29V33H178V34H176V33H177L176 31H175L176 33H175L174 31H173V33H171V30H170V33H171L172 35L175 33L176 35L174 34V36H177V35L180 36L181 34H182V36L185 35L186 37L184 36V38L187 39V40H188V38H190V39L192 38L190 35H189L190 37H188L186 34H184L183 31H182L183 33H182V32L180 33ZM205 30H207V28H206ZM205 30H204V31H205ZM31 31H32V32H31ZM44 31H45L46 33H45ZM49 31H50V30H49ZM114 31H115V30H114ZM114 31H112V32H114ZM202 31H203V30H201L200 32H202ZM204 31H203V32H204ZM209 31H211V30L209 29ZM238 31H239V30H238ZM246 31H247V30H246ZM10 32H11L12 35L10 34ZM89 32H90V31H89ZM89 32H88V33H89ZM97 32H98V31H97ZM200 32H199V34H200ZM222 32H224V31H222ZM18 33H20V34H21V33H23V34L25 33V34H26V36L23 37V39H22V40H23V43H22L21 40H20V39L22 38V37H21L22 34L20 35L19 40H20V42H21L23 45H21V43L19 42V43H20V47H18V49L20 50L21 47H22L23 49H21L20 51H22V50H26L27 47H28V49H29V51L26 50L25 53H22V52H21L19 55H18V53L16 52V50H15V51L13 50L14 46H16V44L18 43V42H16V41H18V39H17L16 41H14V44H13V41H12V40H15V39H16ZM62 33H63V34H62L63 38H66V40H69V38H70V37H68L69 34H67V33L65 32V33L67 34V36H66V34L64 33V30L62 31ZM68 33H69V32H68ZM207 33H209L208 30H207V32L205 31L204 34L202 33L200 37H202V35H203V36H204V35H209L208 37H210L211 34H207ZM238 33H239V32H238ZM246 33H247V32H246ZM263 33H264V32H263ZM31 34H32V36H30ZM45 34H47V35L45 36ZM77 34H78V33H77ZM77 34H76V35H77ZM83 34H84V33H83ZM83 34H82V35H83ZM90 34H91V33H90ZM110 34H111V33H110ZM146 34H147V33H146ZM158 34H159V32H158ZM168 34H169V33H168ZM247 34H248V33H247ZM249 34H250V32H249ZM1 35H0V37H1ZM6 35H7V36H8V35L11 36V37H10V40H9V36L7 37ZM15 35H16V36H15ZM41 35H40V36H41ZM97 35H98V34H97ZM112 35H113V34H111V36H112ZM116 35H117V34H116ZM163 35H165V34L163 33ZM166 35H167V34H166ZM220 35H221V34H220ZM223 35H224V34H223ZM13 36H15V37H13ZM28 36H29V38H27ZM80 36H81V35H80ZM84 36H85V35H84ZM156 36H157V35H156ZM170 36H171V35H170ZM178 36H177L176 38H178ZM182 36H181V37H182ZM225 36H226V35H225ZM225 36H224V39H225ZM260 36H262V35H260ZM260 36H259V37H260ZM44 37H46V38H44ZM78 37H79V36H78ZM95 37H96V36H95ZM113 37H114V35L112 36V38H113ZM154 37H155V36H154ZM160 37H161V36H160ZM162 37H163V36H162ZM171 37H172V36H171ZM181 37H180V38H181ZM211 37H212V36H211ZM248 37H249V36H248ZM251 37H252V36H251ZM25 38H27V39H25ZM36 38H37V40H36ZM57 38H58V39H57ZM105 38H106V37H105ZM134 38H135V37H134ZM152 38H153V37H152ZM157 38H158V37H157ZM165 38H166V37H165ZM172 38H173V37H172ZM212 38H215V36L212 37ZM28 39H30V40L32 39L31 41H33L34 43L32 42V44H29L30 40L28 41ZM55 39H57V40H55ZM108 39H109V38H108ZM110 39H111V38H110ZM135 39H136V38H135ZM84 40H85V39H84ZM101 40H102V42H103V39H101ZM136 40H137V39H136ZM173 40H175V38H174V39H171V41H173ZM194 40H195V39H194ZM196 40H197V39H196ZM198 40H199V39H198ZM222 40H223V39H222ZM263 40H264V39H263ZM24 41H25V42H24ZM53 41H54V43H53ZM85 41H86V40H85ZM98 41H99V40H98ZM137 41H139V40H137ZM137 41H136V42H137ZM155 41H156V40H155ZM177 41H178V39H177ZM210 41H211V40H210ZM255 41H256V39H255ZM90 42H91V41H90ZM90 42H89V43H90ZM94 42L97 43L96 41H94ZM153 42H154V41H153ZM174 42H175V41H173V43H174ZM179 42H180V41H179ZM202 42H203L204 45L201 44ZM225 42H226V41H225ZM232 42H233V41H232ZM246 42H247V41H246ZM251 42H252V41H251ZM257 42H258V41H257ZM19 43L17 44L18 46H19ZM26 43H28V44H26ZM30 43H31V42H30ZM37 43H38V44H37ZM43 43H44V44H47V45H45V46H47V47H45V46L43 45ZM87 43H88V42H87ZM100 43H101V42H100ZM157 43H158V42H157ZM161 43H163V42H161ZM164 43H165V42H164ZM168 43H169V42H168ZM170 43H171V42H170ZM173 43H172V44H173ZM188 43H189V42H188ZM211 43H213V45H212ZM226 43H227V42H226ZM11 44H13V45H11ZM24 44H25V45H24ZM40 44H41V45H40ZM56 44H57V43H56ZM91 44H92V42H91ZM102 44H103V43H102ZM105 44H106V42H105ZM138 44H140V41H139ZM144 44H145V42H144ZM159 44H160V43H159ZM180 44H181V42H180ZM180 44H179V45H180ZM208 44H209L210 46H209ZM220 44H221V43H220ZM248 44H249V43H248ZM251 44H253V43H251ZM256 44L260 45L259 43H256ZM263 44H264V43H263ZM35 45H36L37 47H36ZM92 45H93V44H92ZM97 45H98V44H97ZM99 45H100V44H99ZM161 45H162V44H160L159 46H161ZM166 45H168V44H166ZM173 45H174V46H173ZM173 45H171V46H173V47H171V50H169V49H170V45H168V46H169V49H165V48H164L165 46L162 45V48L159 49L158 51H161V50H163V49H165V51H166V50H169V51H167L168 54H169V52H171V51L173 50V48L176 47V45L178 46V42H177V44H173ZM183 45H184V44H183ZM207 45H208V46H207ZM241 45L243 46V44H241ZM245 45H246V43H245ZM9 46H10V47H9ZM12 46H13V48H12ZM38 46H42V48H41V47L38 48ZM50 46H51V47H50ZM52 46H53L54 48H53ZM90 46H91V45H90ZM93 46H94V45H93ZM106 46H107V45H106ZM159 46H157V47H159ZM168 46H166V47H168ZM185 46H186V45H185ZM199 46H201L200 49L203 48V50H204V51L202 50L203 52H206V51H208L209 49H211V48H212L211 46H214L215 49L218 48V47L221 48L220 45L217 46V47H215L216 45H214V42H213V41L209 42L208 39H206V41H205V39H202L201 42L199 43ZM222 46H223V45H222ZM225 46H226V45H225ZM225 46H224V47H225ZM234 46H235V45H234ZM8 47H9V49H8ZM34 47H36V50L33 49V51H32V48H34ZM43 47H44L45 49H43ZM49 47H50L51 49L53 48L52 51H51V49H50ZM204 47H205V48H204ZM246 47H247V46H246ZM251 47H252V46H251ZM254 47H256V46H254ZM261 47H262V46H260V48H261ZM16 48H17V47H16ZM55 48H56L57 50H56ZM86 48H87V47H86ZM91 48H92V47H91ZM107 48H108V47H107ZM112 48H113V47H112ZM119 48H120V47H119ZM176 48H177V47H176ZM206 48H208V49H206ZM248 48H250V47H248ZM258 48H259V47H258ZM263 48H264V47H263ZM263 48H262V49H263ZM7 49H8V52L6 51ZM10 49H11V50H10ZM37 49L39 50V52H38ZM69 49H70V48H69ZM81 49H82V47H81ZM94 49H95V47H94ZM103 49H104V48H103ZM141 49L144 50L143 48H141ZM212 49H213V48H212ZM233 49H234V48H233ZM244 49H245V48H244ZM44 50H45L46 52H43ZM48 50H50V51H48ZM53 50H54V51H53ZM95 50H96V49H95ZM154 50H155V49H154ZM175 50L177 51V49L174 48V51H175ZM217 50H218V49H217ZM220 50H221V49H220ZM225 50H226V48H225ZM246 50H247V49H246ZM2 51H3V52H2ZM4 51H5V53H4ZM11 51L15 52V53L11 54V55H13V57L10 55V52H11ZM31 51H32V52H31ZM62 51H63V50H62ZM71 51H73V50L71 49ZM139 51H141V50H139ZM144 51H145V50H144ZM165 51L163 50L162 52L164 53ZM176 51H175V52H176ZM192 51H193V50H192ZM214 51H215V50H214ZM218 51H219V50H218ZM222 51H223V50H222ZM230 51H231V50H230ZM230 51H229V52H230ZM240 51H241V50H240ZM248 51H249V50H248ZM248 51H247V52H248ZM260 51H261V50H260ZM48 52H49V53L51 52V54H48ZM52 52H54V53H52ZM58 52H57V53H58ZM74 52H75V51H74ZM108 52H109V51H108ZM131 52L134 53L133 50H132ZM178 52H179V51H178ZM200 52H201V51H200ZM211 52H213V51H211ZM233 52H234V51L232 50V52H230V54L233 53ZM235 52H236V51H235ZM235 52H234V53H235ZM254 52H256V51H254ZM262 52H263V51H262ZM6 53H7V55H5ZM70 53L72 54L73 52H70ZM94 53H95V52H94ZM137 53H138V52H137ZM163 53L160 52L159 54L161 55V54H163ZM165 53H166V52H165ZM181 53H182V52H181ZM193 53H194V52H193ZM213 53H214V52H213ZM217 53H218V52H217ZM224 53H225V52H224ZM234 53H233V54H234ZM244 53H245V52H244ZM250 53H251V52H250ZM258 53H259V52H258ZM8 54L10 55V58H9V55H8ZM16 54H17V55H16ZM34 54L39 55V56L41 57V59H42V57L44 56V59H45V60L42 59V61H41V60H37V59H35L36 57H37L38 59H40V58H39V56H36V55H34ZM46 54H47V55H46ZM71 54H70V55H71ZM97 54H98V53H97ZM140 54H142V53L140 52ZM177 54H178V53H177ZM195 54H196V53H195ZM206 54H207V53H205V56H206ZM214 54H216V53H214ZM219 54H220V53H219ZM241 54L243 55V53H241ZM253 54H254V56H255V53H253ZM259 54H260V53H259ZM42 55H43V56H42ZM48 55H49V56H48ZM58 55H59V54H58ZM62 55H63V54H62ZM73 55H74V54H73ZM73 55H72V56H73ZM76 55H77V54H76ZM76 55H75V56H76ZM138 55H139V54H138ZM170 55H172V53H171ZM175 55H176V53H175ZM191 55H192V54H191ZM209 55H211V56H209ZM212 55H213V54H212V53L210 54V51H209V54H208L209 58H210V57L212 58V57H213ZM220 55H221V54H220ZM251 55H252V54H251ZM5 56H6V57H5ZM20 56H21L22 59L20 58ZM46 56H48V58H47ZM178 56H179V55H178ZM205 56H204V57H205ZM214 56H215V55H214ZM221 56H222V55H221ZM221 56H219V57H221ZM224 56H225V55H224ZM227 56H229V53H228ZM237 56H238V55H237ZM237 56H235V58H236ZM243 56H244V55H243ZM243 56H242V58H243ZM254 56H253V57H254ZM7 57H8V58H7ZM45 57H46V58H45ZM56 57H57V56H56ZM59 57L61 58V56H59ZM63 57H64V55H63ZM77 57H78V56H77ZM87 57H88V56H87ZM172 57H173V55H172ZM176 57H177V55L175 56V58H176ZM215 57L217 58V56H215ZM215 57H214V58H215ZM229 57H231V55H230ZM238 57H240V54H239ZM245 57H246V56H245ZM19 58H20L22 61H21V60L19 61ZM99 58H100V57H99ZM153 58H154V57H153ZM162 58H163V57H162ZM175 58H174V59H175ZM197 58H198V57H197ZM209 58H208V59H209ZM214 58H213V59H214ZM223 58H225V57H223ZM232 58H234V57L232 56ZM248 58H249V57H248ZM3 59H4V60H3ZM27 59H28V60H27ZM58 59H59V58H58ZM72 59H73V58H72ZM76 59H77V58H76ZM91 59H94V58H91ZM159 59H160V58H159ZM163 59H164V58H163ZM165 59H166V58H165ZM198 59H200V58H198ZM198 59H197V60H198ZM201 59H202V58H201ZM226 59H227V58H226ZM226 59H225V61H226ZM259 59H260V58H259ZM35 60H36V61H35ZM69 60H70V57H69ZM175 60H176V59H175ZM238 60H239V59H238ZM245 60H246V59H245ZM43 61H44V62L46 61V62L43 63ZM51 61H52V64H51ZM70 61H71V60H70ZM104 61H105V60H104ZM177 61H178V60H177ZM199 61H200V60H199ZM203 61H205V59H204ZM211 61H212V60H211ZM217 61H218V60H217ZM234 61H235V60H234ZM240 61H241V60H240ZM243 61H244V60H243ZM260 61H261V60H260ZM53 62H54V63H53ZM57 62H60V61H57ZM72 62H73V61H72ZM86 62H88V61H86ZM93 62L95 63L94 60H93ZM96 62H97V61H96ZM163 62H164V61H163ZM194 62H195V61H194ZM220 62H221V60H220ZM223 62H224V61H223ZM38 63H39V64H38ZM46 63H48L49 66H48ZM168 63H169V61H168ZM175 63H178V62L175 61ZM200 63H201V61H200ZM202 63H203V62H202ZM241 63H242V62H241ZM244 63H245V62H244ZM244 63H243V64H244ZM50 64H51V65H50ZM87 64H88V63H87ZM101 64H103V63H101ZM116 64H117V63H116ZM162 64H164V63H161V65H162ZM169 64H171V63H169ZM208 64H210L209 61H208ZM218 64H220V63H218ZM218 64H217V66H218ZM222 64H224V63H222ZM227 64H228V62H227ZM231 64H232V63H231ZM234 64L236 65L235 62H234ZM245 64H246V63H245ZM259 64H260V62L258 63V65H259ZM4 65H5V68H4ZM15 65H16V64H14L13 67H15ZM28 65H29V64H28ZM28 65H27V62L24 63V65L21 67V68H23V71H25V69H26V70L28 69V68H27ZM40 65H41V66H40ZM42 65H43V66L46 65V66H47V67H46L47 69L45 68L46 70H44ZM66 65H68V64L66 63ZM75 65H76V64H75ZM114 65H115V64H114ZM167 65H168V64H167ZM210 65H211V67H212V64H210ZM225 65H226V64H225ZM241 65H242V64H241ZM249 65H250V63H249ZM35 66H36V65H35ZM64 66H65V65H64ZM116 66H117V65H116ZM159 66H160V65H159ZM169 66H170V65H169ZM199 66H200V64H199ZM214 66H215V65H214ZM221 66H222V65H221ZM221 66H220V67H221ZM236 66H237V65H236ZM245 66H246V65H245ZM10 67H11V68H10ZM25 67H26V68H25ZM40 67H41L42 70H44L43 73H42V71H40V72H41V73H40L41 75H39V73L36 74V72H39V71H35V70H37V69H38V70H41ZM70 67H71V66H70ZM74 67H75V66H74ZM88 67H89V66H88ZM160 67H161V66H160ZM162 67H163V66H162ZM162 67L160 68L161 71H162ZM215 67H216V66H215ZM55 68L58 70V67H57V66H55ZM55 68H53V69L55 70ZM59 68H60V67H59ZM65 68H66V71H64L63 68H62V70H63L64 72H66V73L69 72V71L71 70V69H69V71H67V68H69V67H67V66H66ZM166 68H167V66H166ZM173 68H174V67H173ZM216 68H217V67H216ZM223 68L225 69L226 67L224 66ZM238 68H239V67H238ZM242 68H243V67H242ZM253 68H255V67H253ZM263 68H264V67H263ZM14 69L16 70L17 68H14ZM49 69L46 71V74L49 73ZM53 69L51 70L52 72L50 71V73L47 74V76L49 75V77H51V78H50L51 80H52V78L54 79L55 77H60V76H61V75H60V76L58 75V73H57L58 71H57V70H56V71H57V72H56L57 74H56V76H54L55 73H53V72H54ZM60 69H61V68H60ZM181 69H183V68H181ZM211 69H212V68H211ZM217 69H218V68H217ZM246 69H248L247 66H246ZM15 70H14V71H15ZM105 70H106V69H105ZM178 70H179V69H178ZM202 70H203V69H202ZM214 70L216 71V69H214ZM219 70H220V69H219ZM228 70H229V69H228ZM250 70H252V69H250ZM253 70H254V69H253ZM256 70H257V69H256ZM261 70H262V69H261ZM1 71H2V73H1ZM14 71H13L12 74H11L12 76H11L10 74H9V75H10V78L15 79V80H14L15 82H14L13 80L10 81V78H7V79L12 83V85H13L14 87H16V86H17V85H16V82H18V80H16V77H17V79H19V77H20L21 74H17V75H16V72H14ZM60 71H61V70H59V72H60ZM159 71H160V70H159ZM194 71H195V70H194ZM212 71H213V70H212ZM212 71H210V72H212ZM220 71H221V70H220ZM229 71H230V70H229ZM257 71H258V70H257ZM257 71H255L256 74H258ZM64 72H63V73H64ZM71 72H72V71H71ZM192 72H193V70H192ZM226 72H227V71H226ZM230 72H231V71H230ZM230 72H229V74H230ZM242 72H243V71H242ZM14 73H15V74H14ZM52 73H53L54 75H53ZM69 73H70V72H69ZM69 73H68V74H69ZM73 73H75V72L73 71ZM107 73H108V72H106V73H102V71H101V73H97V76L99 75V78H100V77H102V76L104 75L103 77H105V74H107ZM219 73H220V72H219ZM221 73H222V72H221ZM250 73H252V72H250ZM50 74H51V75H50ZM77 74H78V73H77ZM81 74H82V73H81ZM81 74H80V75H81ZM102 74H103V75H102ZM205 74H206V72H205ZM231 74H232V73H231ZM241 74H242V73H241ZM241 74H240V76H241ZM245 74H246V73H245ZM256 74H255V75H256ZM5 75H6V74H5ZM18 75H19V76H18ZM57 75H58V76H57ZM95 75H96V73H95ZM203 75H204V74H203ZM203 75H202V76H203ZM210 75H212V74H209V76H210ZM219 75H220V74H219ZM222 75H223V74H222ZM222 75H221V76H222ZM235 75H236V74H235ZM253 75H254V74H253ZM2 76H3V77H0V80H1V78H2V79H3L2 81L4 82V80H5V79H4V75H2ZM29 76H30V75H29ZM62 76H63V74H62ZM106 76H107V75H106ZM110 76H111V75H110ZM204 76H205V75H204ZM228 76H229V75H228ZM228 76H227V77H228ZM240 76H239V77H240ZM22 77H24V76L22 75L21 78H22ZM26 77H28V76L26 75L25 78H26ZM67 77H70V76L67 75ZM80 77H81V76H80ZM217 77H219V76H217ZM217 77H216V78H217ZM223 77H224V76H223ZM244 77H245V75H244ZM248 77H249V76H248ZM251 77H252V76H251ZM40 78H36V79L33 78V79H34L35 81H36V80H39V81H38V82H39L38 85H40V87H41V89H42V87H44V86H43L44 84H42V85L40 84V81L42 80V79L40 80ZM95 78H96V77H95ZM138 78H139V77H138ZM160 78H161V77H160ZM241 78H242V77H241ZM246 78H247V77H246ZM254 78H255V76L253 77V80H254ZM33 79H32V80H33ZM50 79H49V80H50ZM57 79H58V78H57ZM61 79H62V77H61ZM61 79H58V81H57L56 83H58L59 80H61ZM65 79H66V76H65ZM84 79H85V78H84ZM112 79H113V78H112ZM166 79H167V81L169 80L168 78H166ZM204 79H205V78H204ZM213 79H214V78H213ZM219 79H221V78H219ZM236 79H237V78H236ZM251 79H252V78H251ZM258 79H259V78H258ZM25 80H26V79H25ZM28 80H29V79H28ZM30 80H31V79H30ZM32 80H31V81H32ZM43 80H42V81H43ZM63 80H64V79H63ZM66 80H67V79H66ZM93 80H94V79H93ZM105 80H106V78H105ZM105 80H104V79H103L102 81L100 80V82H101V83H104ZM158 80H159V79H158ZM160 80H161V79H160ZM172 80H176V79H173V78H172ZM210 80H212V79H210ZM231 80H232V79H231ZM247 80H248V79H247ZM247 80H246V81H247ZM255 80H256V79H255ZM2 81H1L0 83H2ZM94 81H97V80H94ZM94 81H93V84H94V86H95V82H94ZM169 81H171V80H169ZM187 81H188V80H187ZM215 81H216V80H215ZM217 81H218V80H217ZM242 81H243V80H242ZM7 82H8V81H7ZM10 82H8V83L10 84ZM86 82H87V81H86ZM100 82H97V83L100 84ZM171 82H172V81H171ZM171 82H170V83H171ZM202 82H203V81H202ZM247 82H248V81H247ZM249 82H250V81H249ZM253 82H254V81H253ZM4 83H5V82H4ZM4 83H2L1 85L3 86ZM14 83H15V84H14ZM19 83H20V82H19ZM19 83H17V84H19ZM28 83H29V82H28ZM33 83H34V82H32V84H33ZM41 83H42V82H41ZM49 83H50V85H49ZM59 83H61V82H59ZM65 83H67V82H65ZM97 83H96V84H97ZM153 83H154V82H153ZM163 83H164V82H163ZM174 83H175V82H174ZM218 83H219V81H218ZM233 83H234V82H233ZM244 83H245V82H243V84H244ZM255 83H256V82H255ZM257 83H258V82H257ZM35 84H36V83H35ZM35 84H34V85H35ZM88 84H89V83L87 82V85H88ZM148 84H149V83H148ZM158 84H159V83H158ZM200 84H201V83H200ZM216 84H217V83H216ZM231 84H232V83H231ZM247 84H248V83H247ZM57 85H59V84H57ZM61 85H62V84H61ZM66 85H67V84H66ZM162 85H163V84H162ZM164 85H165V84H164ZM164 85H163V86H164ZM167 85H168V82H167ZM169 85H170V84H169ZM198 85H199V84H198ZM198 85H197V86H198ZM228 85H230V83H229ZM245 85H246V84H245ZM250 85H251V84H250ZM9 86H10V85H9ZM13 86H12L11 88H13ZM48 86H50V87H48ZM101 86H102V85H101ZM138 86H139V85H138ZM199 86H200V85H199ZM223 86H225V85H223ZM251 86L254 87V84L251 85ZM263 86H264V85H263ZM3 87H4V86H3ZM36 87H37V85H36ZM40 87H39V88H40ZM56 87H57V89H58V88L60 87V85H59V87H58V86H56ZM62 87H64V86L62 85ZM65 87H66V86H65ZM67 87H69V86H67ZM87 87H88V86H87ZM105 87H106V86H105ZM112 87H113V86H112ZM156 87H157V85H156ZM161 87H162V86H161ZM167 87H170V86H167ZM175 87H176V85H175ZM190 87H191V86H190ZM192 87H193V86H192ZM11 88H10V89H11ZM47 88H44V89H47ZM52 88H53L55 91L52 90ZM99 88H100V87H99ZM110 88H111V87H110ZM122 88H123V87H122ZM138 88H139V87H138ZM143 88H145V87H143ZM158 88H159V87H158ZM158 88H157V89H158ZM196 88H197V87H196ZM223 88H225V87H223ZM5 89L7 90V87H5ZM37 89H38V87H37ZM61 89L64 90V88H61ZM94 89H95V88H94ZM102 89H103V88H102ZM104 89H105V88H104ZM155 89H156V88H155ZM159 89H160V88H159ZM168 89H169V88H168ZM171 89H172V88H171ZM194 89H195V88H194ZM201 89H203V87H202ZM257 89H259V87H257ZM263 89H264V88H263ZM105 90H106V89H105ZM105 90H104V91H105ZM108 90H109V89H108ZM165 90H166V89H165ZM207 90H208V89H207ZM219 90H220V89H219ZM221 90H222V89H221ZM247 90H248V89H247ZM61 91H62V90H61ZM67 91H68V90H67ZM72 91H73V90H72ZM99 91H100V90H99ZM106 91H107V90H106ZM137 91H139V90H137ZM158 91H159V90H158ZM197 91H198V90H197ZM197 91H196V92H197ZM200 91H201V90H200ZM222 91H223V90H222ZM257 91H258V90H256V92H257ZM17 92H18V91H17ZM40 92H41V91H40ZM70 92H71V91H70ZM89 92H90V91H89ZM102 92H103V91H102ZM111 92H112V91H111ZM135 92H136V91H135ZM167 92H168V91H167ZM209 92H210V91H209ZM226 92H227V90H226ZM66 93H67V92H66ZM68 93H69V92H68ZM103 93H105V92H103ZM106 93H107L106 95H108V94H110V91H109V93H108V91H107ZM116 93H118V92L116 91V92H115V95H116ZM154 93H155V92H154ZM19 94H20V93H19ZM60 94H61V93H60ZM90 94H91V93H90ZM96 94H97V93H96ZM101 94H102V93H101ZM152 94H153V93H152ZM152 94H151V95H152ZM158 94H160V93H158ZM206 94H207V93H206ZM240 94H241V93H240ZM12 95H16V94H12V93H11L10 97H12ZM27 95H28V94H27ZM51 95H47V98H48V99L46 98L47 101H48L49 99L52 100L51 97H50ZM56 95H55V97L58 96V95H57V96H56ZM66 95H68V94H66ZM88 95H89V94H88ZM93 95H94V94H93ZM110 95H111V94H110ZM140 95H141V94H140ZM258 95H259V94H258ZM30 96H31V94H30ZM53 96H52V97H53ZM89 96H90V95H89ZM96 96H97V95H96ZM98 96H100V95H98ZM98 96H97V97H98ZM117 96H118V95H117ZM128 96H129V95H128ZM131 96H132V95H131ZM134 96H135V95H134ZM143 96H144V95H143ZM154 96H155V95H154ZM154 96H153V97H154ZM193 96H194V95H193ZM193 96H192V97H193ZM219 96H220V95H219ZM228 96H229V94H228ZM58 97H59V96H58ZM58 97H57V99H58ZM94 97H95V96H94ZM107 97H108V96H107ZM111 97H113V96H111ZM118 97H119V96H118ZM135 97H136V96H135ZM135 97H134V98H135ZM192 97H191V98H192ZM210 97H211V96H210ZM220 97H221V96H220ZM230 97H231V96H230ZM3 98H4V97H3ZM26 98H27V97H26ZM29 98H30V100L28 99L29 102H30V101H34L33 99L31 100V97H29ZM42 98H43V97H42ZM42 98H41V100H42ZM60 98H61V96H60ZM108 98H109V97H108ZM130 98H131V97H130ZM141 98H143V97H141ZM150 98H151V97H150ZM191 98L189 97V99H191ZM201 98H202V97H201ZM203 98H204V97H203ZM223 98H224V96H223ZM225 98H226V97H225ZM252 98H253V97H252ZM18 99H19V98H18ZM18 99H14V100H18ZM21 99H23V98L21 97V98L19 99V103H20V101H21V103H23L22 105H24V106H22V107L25 108V106H27V103L23 102V100H21ZM36 99H37V98H36ZM55 99H56V98H55ZM57 99H56V105H57ZM61 99H62V98H61ZM61 99H60V100H61ZM75 99H77V97H76ZM100 99H101V97H100ZM115 99H116V98H115ZM117 99H118V98H117ZM119 99H120V98H119ZM119 99H118V100H119ZM126 99H127V98H126ZM135 99H137V98H135ZM148 99H149V98H148ZM159 99H161V98H159ZM177 99H178V97H177ZM214 99H215V97H214ZM1 100L5 102V100L1 99V97H0V101H1ZM8 100H9V99H8ZM8 100L6 99V102H5V103H7ZM44 100H45V98H44ZM60 100H58V101H60ZM66 100H67V99H66ZM137 100H138V99H137ZM215 100H216V99H215ZM219 100L221 101V99H219ZM219 100H218V101H219ZM26 101H27V100H26ZM37 101H38V102H37ZM37 101L35 100L34 102H35V104L39 105L38 103L40 102V100L38 99ZM61 101H62V100H61ZM102 101H103V99H102ZM105 101H107V100H105ZM114 101H115V100H114ZM192 101H194V99H193ZM198 101H199V100H198ZM205 101H206V100H205ZM242 101H243V100H242ZM252 101H253V100H252ZM11 102H14V101H11ZM49 102H50V101H48V103H49ZM51 102H52V101H51ZM51 102H50V104H51ZM64 102H69V101H64ZM70 102H71V100H70ZM72 102H74V101H72ZM79 102H80V101H79ZM99 102H100V101H99ZM99 102H98V103H99ZM119 102H120V101H119ZM119 102H118V103H119ZM141 102H142V101H141ZM150 102H151V101H150ZM234 102H235V101H234ZM248 102H249V101H248ZM250 102H251V101H250ZM24 103H25V104H24ZM40 103H41V102H40ZM48 103H47V104H48ZM62 103H63V101H62ZM62 103H61V104H62ZM102 103H103V102H102ZM104 103H105V102H104ZM113 103H114V102H113ZM144 103H145V102H144ZM161 103H163V102H161ZM179 103H180V102H179ZM236 103H237V102H236ZM33 104H34V103L31 102L32 109H31V108L29 109V106H28V109H29L31 112H30L29 110H27V111H29L30 114L33 115V116L30 117L31 115H29V116L27 115V117H26V116L23 115V118L26 117V118L29 119V117H30V119H31V118L33 119V117L35 118V115H36L37 111H38V114H40L41 111L44 110V109L46 108V103L43 102V103H42L43 106L40 105L39 108H38L37 105H36V108H35L36 110H33V109H34ZM50 104H48V108H49V105H50ZM53 104H54V102L52 103V105H53ZM65 104H66V103H65ZM74 104H75V103H74ZM95 104H96V103H95ZM126 104H127V102H126ZM130 104H131V103H130ZM176 104H177V103H176ZM180 104H181V103H180ZM180 104H179V105H180ZM217 104H218V103H217ZM249 104H250V103H249ZM255 104H256V103H255ZM19 105H21V104H19ZM54 105H55V104H54ZM54 105H53V107H54ZM58 105H59V103H58ZM63 105H64V104H62V107L64 108L65 106H63ZM66 105H67V104H66ZM99 105H100V104H99ZM119 105H120V104H119ZM161 105H162V104H161ZM179 105H178L177 108H179ZM189 105H190V104H189ZM197 105H198V104H197ZM199 105L201 106V104H199ZM218 105H219V104H218ZM238 105H239V104H238ZM240 105H241V104H240ZM3 106H4V105H2V106L0 105L1 108H2ZM9 106H10V104H9ZM12 106H13V105H12ZM14 106H15V107H11V108H16L17 105H14ZM88 106H89V105H88ZM90 106H91V105H90ZM90 106H89V107H90ZM125 106H126V105H125ZM154 106H155V108H156V105H154ZM163 106H164V105H163ZM176 106H177V105H176ZM256 106H257V105H256ZM20 107H21V106H20ZM41 107H43L44 109H42ZM67 107H69V106H67ZM67 107H65V108L67 109ZM72 107H73V106H72ZM76 107H77V105H76ZM78 107H79V106H78ZM139 107H140V105H139ZM142 107L144 108V106H142ZM161 107H162V106H161ZM189 107H190V106H189ZM191 107L194 109L193 105H192ZM196 107H197V106H196ZM223 107H224V106H223ZM231 107H232V106H231ZM3 108H5V106H4ZM11 108H9V109H11ZM24 108H23V110H24ZM56 108H57V107H56ZM74 108H75V107H74ZM93 108H94V107H93ZM107 108H108V107H107ZM113 108H114V107H113ZM134 108H135V107H134ZM140 108H141V107H140ZM155 108H154V109H155ZM158 108H160V107H158ZM174 108L176 109L175 106H174ZM199 108H200V107H199ZM240 108H241V107H240ZM260 108H261V107H260ZM17 109H18V108H17ZM25 109H26V108H25ZM96 109H97V108H96ZM152 109H153V108H152ZM152 109L150 110V112L152 111ZM154 109H153V110H154ZM163 109H164V108H163ZM202 109H203V107H202ZM231 109H232V108H231ZM236 109H237V108H236ZM248 109H249V108H248ZM11 110H12V109H11ZM40 110H41V111H40ZM45 110H46V109H45ZM50 110H51V109H50ZM53 110H54V109H53ZM53 110H52V111H53ZM62 110L65 111V109H62ZM62 110H61V111H62ZM68 110H69V109H68ZM85 110H86V109H85ZM94 110H95V109H94ZM105 110H106V109H105ZM110 110H111V109H110ZM136 110H137V109H136ZM138 110H139V109H138ZM156 110H157V108H156ZM176 110H177V109H176ZM240 110H241V109H240ZM254 110H255V109H254ZM259 110H260V109H259ZM262 110H263V109H262ZM1 111H2V112H1ZM3 111H4V110L0 109V113H1L0 118H1V116H2V119H1L2 121L0 120L1 123H2V122L4 123V121H3V117H5V116H4L5 114H7V113H5V112H3ZM12 111H13V112H12ZM12 111H11L12 113H15V112H16V114H14V116L16 117V115H17L18 112L15 111V110H12ZM25 111H26V110H25ZM71 111H72V110H71ZM92 111H93V110H92ZM97 111H98V110H97ZM128 111H130V110H128ZM128 111H127V112H128ZM139 111H140V110H139ZM154 111H155V110H154ZM154 111H153V112H154ZM173 111L175 112V110H173ZM179 111H180V110H179ZM217 111H218V110H217ZM236 111H237V110H236ZM238 111H239V110H238ZM22 112H23V111H22ZM32 112H34L35 115H34V113H32ZM39 112H40V113H39ZM73 112H74V110H73ZM107 112H108V111H107ZM109 112H110V111H109ZM140 112H141V111H140ZM143 112H144V111H143ZM143 112H141V113H143ZM156 112H157V111H156ZM232 112H233V111H232ZM2 113H3V115H2ZM23 113H24V112H23ZM25 113H26V112H25ZM25 113H24V114H25ZM43 113H44V112H43ZM45 113H46V112H45ZM48 113H49V111H48ZM70 113H71V112H70ZM116 113H117V112H116ZM132 113H133V112H132ZM136 113H137V112H136ZM159 113H160V112H159ZM237 113H239V112H237ZM237 113H236V114H237ZM244 113H245V112H244ZM254 113H255V112H254ZM259 113H260V112H259ZM60 114H61V113H60ZM63 114H64V113H63ZM74 114H75V112H74ZM74 114H73V115H74ZM76 114H77V113H76ZM192 114H193V113H192ZM192 114H191V115H192ZM247 114H248V113H247ZM40 115H41V114H40ZM49 115H50V118L54 119V117H52V116H55L56 114H55V115H52V113H51V114L49 113ZM49 115H48V116H49ZM51 115H52V116H51ZM91 115H92V114H91ZM98 115H99V114H98ZM98 115H97V116H98ZM101 115H102V114H101ZM107 115H108V114H107ZM116 115H117V114H116ZM126 115H127V113H126ZM146 115H147V112H146ZM148 115H150V114H148ZM160 115H161V114H160ZM185 115H186V114H185ZM7 116H8V115H7ZM17 116H18V115H17ZM38 116H39V115H37V117H38ZM60 116H61V115H60ZM60 116H58V117H60ZM64 116H65V114H64ZM82 116H83V114H82ZM85 116H86V115H85ZM112 116H113V115H112ZM118 116H119V113H118ZM127 116H128V115H127ZM127 116H126V117H127ZM220 116H221V115H220ZM12 117H13V114H12ZM19 117H20V116H19ZM46 117H47V116H46ZM55 117H56V116H55ZM68 117H69V116H68ZM71 117H72V116H71ZM74 117L77 118V116H74ZM74 117H72V118H74ZM99 117H100V116H99ZM113 117H114V116H113ZM130 117H131V115H130ZM130 117H129V118H130ZM136 117H137V116H136ZM152 117H153V116H152ZM16 118H17V120H18L19 122H20L21 119H23V118L18 119V117H16ZM26 118H25V119H26ZM44 118H45V117H44ZM60 118L62 119V116H61ZM80 118H81V117H80ZM83 118H84V117H83ZM137 118H138V117H137ZM154 118H155V117H154ZM162 118H163V117H161V119H162ZM165 118H166V117H165ZM192 118H193V117H192ZM217 118H218V117H217ZM217 118H216L215 120H217ZM243 118H244V117H243ZM4 119H5V118H4ZM30 119H29V121L31 122L32 120H30ZM45 119L47 120V118H45ZM48 119H49V118H48ZM52 119H49V121H51ZM67 119H68V118H67ZM114 119H115V118H114ZM6 120H7V122H8V117H7ZM12 120H13V119H12ZM26 120H27V119H26ZM40 120H41V119H40ZM46 120H45V122H46ZM62 120H63V119H62ZM64 120H65V118H64ZM70 120H71V118H70ZM70 120H69V121H70ZM78 120H80V119H77V121H76V119H75V120H72V121H70V122L72 123V122L76 121V122H75L76 124L73 123V126H74V124H75V126H76L78 123H80ZM99 120H100V119H99ZM105 120H106V119H105ZM123 120H124V119H123ZM126 120H127V119H126ZM126 120H125V121H126ZM153 120H155V119H153ZM158 120H159V118H158ZM224 120H226V119H224ZM13 121H14V120H13ZM15 121H16V120H15ZM21 121H22V122H25L24 124H25V126H26V123H27V122H26V121H23V120H21ZM67 121H68V120H67ZM94 121H95V120H94ZM103 121H104V120H103ZM130 121H131V120H130ZM136 121H137V120H136ZM151 121H152V120H151ZM166 121H168V120H166ZM7 122H5V123H7ZM10 122H11V120H10L8 123H10ZM22 122H20L21 125H20V123H17V122H16V123H17V126L19 125V127H21V128L18 127L20 130L23 129L22 127H24V124H23ZM35 122H36V120H35ZM35 122H33V123L35 124ZM37 122H38V120H37ZM37 122H36V124H37ZM45 122H44L43 124H45ZM55 122H56V121H55ZM77 122H78V123H77ZM158 122H161V121H158ZM169 122H170V121H169ZM3 123L0 124V127H1V125H4ZM16 123H15V124H16ZM31 123H32V122H31ZM39 123H40V122H39ZM41 123H42V122H41ZM64 123H65V122H64ZM81 123H82V122H81ZM136 123H137V122H136ZM166 123H167V122H166ZM184 123H185V122H184ZM224 123H225V122H224ZM224 123H223V125H224ZM69 124H70V123H69ZM113 124H115V123H113ZM128 124H129V122H128ZM140 124H141V123H140ZM251 124H252V123H251ZM13 125H14V124H13ZM27 125H28V124H27ZM79 125H80V124H79ZM79 125H77V126H79ZM82 125H84V124H82ZM85 125H86V124H85ZM102 125H103V124H102ZM138 125H139V124H138ZM220 125H221V124H220ZM40 126H42V124H40ZM50 126H51V124H50ZM77 126H76V127H77ZM132 126H133V125H132ZM140 126L142 127V125H140ZM140 126H139V127H140ZM2 127H3V126H2ZM2 127H1V128H2ZM14 127H16V125H14ZM38 127H39V124L37 125V128H38ZM42 127H44V126H42ZM47 127H49V126H47ZM82 127H83V126H82ZM111 127H112V126H111ZM126 127H127V126H126ZM185 127H186V126H185ZM220 127H221V126H220ZM244 127H245V126H244ZM1 128H0V129H1ZM4 128H5V127H4ZM18 128H17L16 130H18ZM27 128H28L27 134H26V130H23V131H21L20 133H18V135H21V137H22V135H24V137H25V135H26L25 138H27V141H25V140H26L25 138H24V140H23V137H22V141H24V143H25V142H26V143H29V142H31L32 140H33V141L35 140V139H32L31 135H29V133H28L29 130H31L30 127H27V126H26L24 129H27ZM45 128H46V127H45ZM67 128H68V127H67ZM70 128H71V127H70ZM80 128H81V126H80ZM89 128H90V127H89ZM109 128H110V127H109ZM120 128H122V127H120ZM128 128H130V127H128ZM7 129H8V128H7ZM7 129H5V131H6ZM9 129H10V128H9ZM33 129H34V128H33ZM33 129H32V130H33ZM39 129H40V127H39ZM41 129H42V128H41ZM51 129H52V128H51ZM58 129H59V127H58ZM64 129L66 130V128H64ZM71 129L74 130V128H71ZM77 129L80 130L79 127H78ZM77 129H75V130H77ZM86 129H87V128H86ZM96 129H97V128H96ZM101 129H102V128H101ZM103 129H104V128H103ZM107 129H108V128H107ZM3 130H4V129L2 128V131H3ZM43 130H45V129H42V131H43ZM65 130H64V132H65ZM73 130H72V131H73ZM98 130H100V129H98ZM109 130H111V129H109ZM127 130H128V129H127ZM130 130H131V129H130ZM168 130H169V129H168ZM5 131H3V132L6 133L7 131H6V132H5ZM8 131H9V130H8ZM34 131H37V132L39 131V132H40V130H34ZM49 131H50V130H49ZM55 131H56V130H55ZM67 131H68V130H67ZM96 131H97V130H96ZM107 131H108V130H107ZM217 131H218V130H217ZM18 132H19V131H18ZM24 132H25V134H21V133H24ZM30 132H31V131H30ZM58 132H59V131H58ZM75 132H76V131H75ZM75 132H74V134H75ZM78 132L80 133V131H78ZM82 132H83V131H82ZM141 132H143V131L141 130ZM148 132H149V131H148ZM148 132H147V133H148ZM152 132H153V131H152ZM164 132H165V131H164ZM220 132H221V131H220ZM4 133H3V134H4ZM35 133H36V132H35ZM49 133H50V132H49ZM54 133H55V132H54ZM67 133H68V132H67ZM67 133H65V135H66ZM76 133H77V132H76ZM171 133H172V132H171ZM204 133H205V132H204ZM210 133H212V132H210ZM214 133H215V132H214ZM217 133H218V132H217ZM3 134H2V135H3ZM30 134H32V132H31ZM47 134H48V133H47ZM63 134H64V133H63ZM68 134H69V133H68ZM83 134H84V133H83ZM83 134L81 133V135H83ZM86 134H87V133H86ZM98 134H101V132L98 133ZM102 134H103V133H102ZM102 134H101L99 137H101ZM149 134H151V133L149 132ZM153 134H154V132H153ZM158 134H159V133H158ZM7 135L11 136L9 133H6L4 136L6 137ZM104 135H105V134H104ZM163 135H164V134H163ZM166 135H167V133H166ZM168 135H169V134H168ZM184 135H185V134H184ZM12 136H13V134H12ZM12 136H11V137H12ZM14 136H15V135H14ZM27 136H28V137H27ZM29 136L31 137L32 140H29V139H28ZM58 136H59V135H58ZM91 136H92V134H91ZM119 136H120V135H119ZM119 136H118L117 138H119ZM134 136H136V135H134ZM143 136H144V135H143ZM143 136H142V137H143ZM148 136H149V135H148ZM2 137H3V136H1L0 139H1ZM36 137H37V136H36ZM79 137H80V136H79ZM83 137H84V136H83ZM96 137H98V135H97ZM107 137H108V136H107ZM136 137H137V136H136ZM144 137H145V136H144ZM149 137H150V136H149ZM149 137H148V138H149ZM170 137H172V136H170ZM6 138H7V137H6ZM6 138H5V139H6ZM13 138L15 139V137H13ZM47 138H48V137H47ZM47 138L44 136V139L42 138V140H41V141L44 140L42 146H45L46 148H47V144H46V143H48V142L50 143V142H51L50 145L53 144V143H52V142H53L52 140H51V141L49 140V141L47 142ZM60 138H61V136H60ZM60 138H59V139H60ZM102 138H103V137H102ZM102 138H101V139H102ZM123 138H124V137H123ZM162 138H163V137H162ZM2 139H3V138H2ZM7 139H8V138H7ZM45 139H46V143H44V142H45ZM53 139H54V138H53ZM72 139H73V138H72ZM92 139H94V138L92 137ZM125 139H126V138H125ZM128 139H129V137H128ZM133 139H134V138H133ZM136 139H137V138H136ZM170 139H171V138H170ZM55 140H56V139H55ZM55 140H54V141H55ZM67 140H68V139H67ZM76 140H77V139H76ZM82 140H83V139H82ZM96 140H97V139H96ZM99 140H100V139H99ZM99 140H97V141L99 142ZM102 140H103V139H102ZM122 140H123V139H122ZM140 140H141V139H140ZM174 140H175V139H174ZM207 140H208V139H207ZM1 141H3V140H1ZM1 141H0V142H1ZM4 141H5V140H4ZM8 141H10V140H8ZM36 141H37V140H36ZM56 141H58V140H56ZM56 141L54 142V145H55V146L53 145L54 147H56V144H57ZM64 141H65V140H64ZM93 141H94V140H93ZM105 141H106V139H105ZM107 141L109 142V140H107ZM147 141H148V140H147ZM150 141H151V140H150ZM163 141H164V139H163ZM10 142H11V141H10ZM72 142H73V144H75V141H72ZM72 142H71L70 144H72ZM108 142H107V143H108ZM140 142H143V140L140 141ZM151 142H152V141H151ZM207 142H208V141H207ZM210 142H211V141H210ZM214 142H215V141H214ZM7 143H8V142H7ZM14 143L16 144V142H14ZM32 143H33V142H31L30 145H31ZM37 143H38V141H37ZM55 143H56V144H55ZM76 143L78 144V142H76ZM80 143H81V142H80ZM83 143H85V142H83ZM92 143H93V142H92ZM92 143H91V144H92ZM94 143H95V142H94ZM96 143H97V142H96ZM96 143H95V145H96ZM99 143H100V146H101V144H103V143H105V142H103V143L99 142ZM107 143H106V144H107ZM115 143H116V142H115ZM120 143H121V142H120ZM144 143H145V142H144ZM149 143H150V142H149ZM149 143H148V144H149ZM202 143H203V142H202ZM12 144H13V142H12ZM34 144H35V143H34ZM38 144H39V145H38V147H39V146H41L40 144H42V143L39 142ZM44 144H46V145H44ZM63 144H64V143H63ZM68 144H69V143H68ZM171 144H173V143H171ZM216 144H217V143H216ZM216 144H214V146H215ZM6 145H7V144H5V146H6ZM9 145H10V144H9ZM16 145H17V144H16ZM32 145H33V144H32ZM32 145H31V146H32ZM50 145H48V147H49ZM57 145H58V144H57ZM61 145H62V144H61ZM61 145H60V146H61ZM66 145H67V144H66ZM66 145H65V147H66ZM81 145H82V144H81ZM95 145H93L94 148H95ZM111 145H112V144H111ZM146 145H147V143H146ZM149 145H150V144H149ZM202 145H204V144H202ZM226 145H227V144H226ZM3 146H4V145H3ZM3 146H2V147H3ZM5 146L3 147L4 149H5ZM36 146H37V145H36ZM36 146L33 145V147H35V148H36ZM78 146H79V145H78ZM104 146H106V145H104ZM104 146H103V147H104ZM130 146H131V144H130ZM130 146H129V148H132V147H130ZM140 146H143V145H140ZM147 146H148V145H147ZM152 146H154V145H152ZM164 146H165V145H164ZM200 146H201V144H200ZM257 146H258V145H257ZM6 147H7V146H6ZM38 147H37V148H38ZM45 147H43V148H45ZM62 147H63V146H62ZM70 147H71V145H70ZM75 147L77 148V146H75ZM90 147H91V146H90ZM109 147H110V146H109ZM121 147H122V146H121ZM148 147H149V146H148ZM155 147H156V146H155ZM182 147H184V146H182ZM212 147H213V146H212ZM35 148H34V149H35ZM49 148L51 149V146H50ZM49 148H48V150H50ZM67 148H69V146H67ZM71 148H72V147H71ZM80 148H81V147H80ZM106 148H107V147H106ZM106 148L104 147V150H105ZM114 148H115V147H114ZM118 148H120V146H119ZM126 148H128V147L126 146ZM129 148H128V149H129ZM134 148H136V147H134ZM152 148H153V147H151V149H152ZM173 148H174V147H173ZM196 148H197V147H196ZM198 148H199V147H198ZM12 149H13V148H12ZM18 149H19V148H18ZM38 149H39V148H38ZM56 149H58V150H56ZM81 149H82V148H81ZM107 149H108V148H107ZM111 149H112V148H111ZM144 149H146V148L144 147ZM151 149H149V150H151ZM154 149H155V148H154ZM1 150H2V149H1ZM29 150H30V149H29ZM29 150H28V151H29ZM36 150H37V149H36ZM41 150H42V149H41ZM45 150H47V149H45ZM48 150H47V151H48ZM55 150H56V152L58 151L59 153H61L60 150H59V148H58V146L55 148ZM62 150H63V148H62ZM67 150H68V149H67ZM78 150H79V149H78ZM91 150H92V148H91ZM93 150H94V149H93ZM96 150H98V149L96 148ZM120 150H121V149H120ZM123 150H124V149H123ZM132 150H133V148H132ZM139 150H141V149H139ZM147 150H148V149H147ZM200 150H201V149H200ZM14 151H16V150H14ZM14 151H12V152H13V155H14ZM47 151H44V149H43L42 152H44V155H45V153H46ZM51 151H52V149H51ZM63 151H66V150H63ZM69 151H70V150H69ZM136 151H137V150H136ZM0 152L2 153V151H0ZM12 152H11V153H12ZM38 152H39V153H42V152L39 151V150H38ZM48 152H49V151H48ZM48 152H47V153H48ZM56 152H55V154L53 153V151L50 152V153H48L49 155L46 154L47 157H50V155L53 153L52 156H53L54 159H51L52 161H50V162H55V159H56L55 157H59V159L61 158L62 153H61V155L59 156V153L56 154ZM81 152H82V151H81ZM119 152H121V151H119ZM133 152H134V151H133ZM173 152H174V151H173ZM175 152H176V151H175ZM181 152H182V151H181ZM181 152H180L179 154H181ZM5 153H7V152H5ZM15 153H16V152H15ZM67 153H69V152H67ZM67 153H66V154H67ZM92 153H93V152H92ZM122 153H124V152H121V154H122ZM136 153H137V152H136ZM192 153H193V152H192ZM2 154H3V153H2ZM8 154H9V153H8ZM17 154H18V153H17ZM89 154H90V153H89ZM121 154H119V155H121ZM137 154H138V153H137ZM170 154H171V153H170ZM251 154H253V153H251ZM40 155H43V154H40ZM44 155L42 156V159H41V158H40V159L38 158L39 160H42L43 163H44L43 160H44L45 158H46V159H49V158H47V157H44ZM55 155H56V156H55ZM57 155H58V156H57ZM78 155H79V154H78ZM186 155H187V154H186ZM3 156H4V155H3ZM5 156H6V155H5ZM36 156H37V155H36ZM63 156H64V155H63ZM121 156H122V155H121ZM123 156H125V154H124ZM151 156H152V155H151ZM174 156H175V155H174ZM177 156H178V155H177ZM182 156H183V154H182ZM184 156H185V153H184ZM6 157H8V159H9V156H8V155H7ZM16 157H17V156H16ZM43 157H44V159H43ZM66 157H67V155H66ZM68 157H69V156H68ZM73 157H74V156H73ZM76 157H77V156H76ZM85 157H86V155H85ZM87 157L89 158L90 156L87 155ZM91 157H92V156H91ZM111 157H112V156H111ZM131 157H132V156H131ZM179 157H181V156H179ZM62 158L65 159V157H62ZM94 158H95V157H94ZM94 158H93V159H94ZM166 158H168V157L166 156ZM171 158H172V157H171ZM171 158H170V160H171ZM201 158H202V157H201ZM203 158H204V157H203ZM203 158H202V160H203ZM14 159H15V158H14ZM14 159H13V161H15ZM64 159H63V162H62V163L65 162ZM66 159H67V158H66ZM69 159H70V157H69ZM73 159H74V158H73ZM82 159H85V158H82ZM101 159H102V158H101ZM172 159H173V158H172ZM174 159H175V158H174ZM183 159H184V158H183ZM187 159H188V157H187ZM11 160H12V159H11ZM53 160H54V161H53ZM56 160L58 161V159H56ZM71 160H72V159H71ZM87 160H90V161H91L92 158H91V159H87ZM124 160H125V159H124ZM149 160H150V159H149ZM178 160H179V158H178ZM180 160H181V159H180ZM188 160H189V159H188ZM1 161H2V159H0V164H2V162H3V161H2V162H1ZM5 161H6V160H5ZM20 161H21V160H20ZM57 161H56L55 163H57ZM61 161H62V160H61ZM83 161H84V160H83ZM92 161H93V160H92ZM95 161H96V159H95ZM103 161H104V160H103ZM110 161H112V160H110ZM114 161H115V160H114ZM191 161H192V160H191ZM194 161H195V160H194ZM8 162H9V161H8ZM17 162H19V161H17ZM23 162H24V161H23ZM27 162H29V161L27 160ZM50 162H49V160H48V161L46 160V163H44V166H47V165H45V164L50 163ZM66 162H67V160H66ZM66 162L64 163L65 165H66ZM70 162H71V161H70ZM79 162H80V161H79ZM85 162H86V161H85ZM85 162H84V163H85ZM87 162H89V161H87ZM133 162H134V161H133ZM178 162H179V161H178ZM201 162H203V161H201ZM6 163H7V162H6ZM9 163H12V162L10 161ZM15 163H16V161H15ZM29 163L32 165L33 161H31V162H29ZM29 163H28V164H29ZM81 163L83 164V162H81ZM91 163H92V162H91ZM96 163H97V162H96ZM110 163H111V162H110ZM30 164H29V166H28V165H24V168H25L26 166H27V167H30ZM35 164H36V163H35ZM35 164H34V165H35ZM52 164H53V163H52ZM52 164H51L49 167H50V168L53 167L52 169L55 170L54 166H55L56 164H55V165L53 164V166H52ZM57 164H58V163H57ZM64 164H63V165H64ZM88 164H89V163H88ZM93 164H95V163H93ZM100 164H101V163H100ZM107 164H108V163H107ZM131 164H132V163H131ZM16 165H17V164H15L14 166H16ZM18 165H20V164H18ZM37 165H38V164H37ZM48 165H49V164H48ZM60 165L62 166V164H58V165H56V166L61 167ZM90 165H91V164H90ZM97 165L99 166L98 163H97ZM97 165H95V166H97ZM147 165H148V164H147ZM173 165H174V164H173ZM173 165H172V166H173ZM245 165H246V164H245ZM1 166H2V165H1ZM14 166H13V167H14ZM67 166H68V165H67ZM71 166H72V165H71ZM78 166H79V165H78ZM82 166H84V165H82ZM243 166H244V165H243ZM246 166H247V165H246ZM36 167H37V166H36ZM59 167H58V168H59ZM76 167H77V166H76ZM102 167H103V166H102ZM32 168H33V167H32ZM34 168H35V166H34ZM37 168H38V167H37ZM62 168H64V166H63ZM98 168H99V167H98ZM105 168H106V167H105ZM18 169H19V167H18ZM25 169H27V168H25ZM47 169H48V168H47ZM64 169H65V168H64ZM73 169H74V168H73ZM107 169H109V167H108ZM122 169H123V168H122ZM122 169H121V170H122ZM229 169H230V168H229ZM19 170H20V169H19ZM35 170H36V168H35ZM38 170H39V169H38ZM50 170H51V169H50ZM56 170H57V167H56ZM56 170H55V171H56ZM61 170H62V169H61ZM61 170H60V172H61ZM68 170L70 171L71 169H68ZM85 170H86V168H85ZM95 170H97V169H95ZM110 170H111V169H110ZM33 171H34V170H33ZM36 171H37V170H36ZM65 171H66V173H67V170H65ZM2 172H3V171H2ZM2 172H1V173H2ZM53 172H54V171H53ZM76 172H77V171H76ZM84 172H85V171H84ZM86 172H87V171H86ZM129 172H130V171H129ZM138 172H139V171H138ZM5 173H6V172H5ZM19 173H21V172H19ZM49 173H50V172H48V173H46V174H49ZM55 173H56V172H55ZM58 173H59V172H58ZM62 173H64V172H62ZM77 173H78V172H77ZM103 173H104V172H103ZM103 173H102V171H101L100 174L103 175ZM10 174H11V173H10ZM17 174H18V171L16 170V176H17ZM56 174H57V173H56ZM56 174H54V175H56ZM59 174H60V173H59ZM67 174H68V173H67ZM67 174H66V176H67ZM70 174H71V173H70ZM81 174H82V173H81ZM81 174H80V175H81ZM24 175H25V174H24ZM50 175H51V173L49 174V177H50ZM94 175H95V174H94ZM96 175H97V174H96ZM134 175H135V174H134ZM140 175H141V174H140ZM149 175H150V174H149ZM7 176H8V175H7ZM7 176H6V178L8 179V181L12 180L11 178L13 177V175H12V177H10V176L7 177ZM20 176H21V175H19V177H20ZM131 176H132V175H131ZM147 176H148V175H147ZM164 176H165V175H164ZM166 176H167V174H166ZM21 177H22V176H21ZM29 177H30V176H29ZM53 177L55 178V176H53ZM56 177H57V176H56ZM82 177H83V176H82ZM94 177H95V176H94ZM0 178H1V177H0ZM9 178H10V179H9ZM60 178H61V176H60ZM64 178H66V177L64 176L63 178H61V180L64 179ZM68 178H69V176H68ZM98 178H99V177H98ZM7 179H5V180H7ZM14 179H15V177H14ZM16 179H17V178H16ZM58 179H59V178H58ZM228 179H229V177H228ZM23 180H24V179H23ZM28 180H29V179H28ZM33 180H34V179H33ZM55 180H56V179H55ZM61 180H60V182H61ZM29 181H30V180H29ZM82 181H83V180H82ZM237 181H238V180H237ZM12 182H14V181H12ZM60 182H59V183H60ZM109 182H110V181H109ZM134 182H135V181H134ZM146 182H147V181H146ZM9 183H10V182H9ZM9 183H8L7 188H8V189H9V188L11 189L12 187L9 186ZM14 183H15V182H14ZM14 183H13V185H14ZM27 183H28V182H27ZM36 183H37V181H36ZM40 183H43V182H40ZM40 183H39L38 185H40ZM61 183H62V182H61ZM61 183H60V184H61ZM97 183H98V182H97ZM117 183H118V182H117ZM25 184H26V183H25ZM43 184H44V183H43ZM50 184H51V183H50ZM53 184H54V183H53ZM64 184H65V183H64ZM238 184H239V183H238ZM10 185H11V183H10ZM19 185H21V183H20ZM56 185H57V184H56ZM65 185H66V184H65ZM81 185H82V183H81ZM158 185H159V184H158ZM2 186H3V187H2ZM52 186H53V185H52ZM62 186H63V185H62ZM117 186H118V185H117ZM149 186H150V185H149ZM221 186H223V185H221ZM1 187L4 189V184H1V186H0V191H1ZM22 187H23V186H22ZM31 187H32V186H31ZM40 187H41V186H39V189H40ZM53 187H55V186H53ZM53 187H52V188H53ZM57 187L59 188V185H58ZM64 187H65V186H64ZM152 187H153V186H152ZM224 187H225V186H224ZM224 187H223V188H224ZM14 188H15V186H14ZM20 188H21V187H18V189H20ZM25 188L28 189V187H25ZM34 188H35V185H34ZM42 188H43V187H42ZM55 188H56V187H55ZM109 188H110V187H109ZM159 188H160V187H159ZM162 188H163V187H162ZM8 189H6V190H8ZM10 189H9V190H10ZM16 189H17V188H16ZM18 189H17L16 192H15V191H12V190H11V191H12V193H13V192L17 193V192H18L17 194H21V192L19 193ZM27 189H26V190H27ZM29 189H30V187H29ZM43 189H45V188H43ZM49 189H50V188H49ZM60 189H61V188H60ZM60 189H59V190H60ZM62 189H63V188H62ZM72 189H73V188H72ZM106 189H107V188H106ZM221 189H222V188H221ZM14 190H15V189H14ZM34 190H35V189H34ZM47 190H48V189H47ZM47 190H46V191H47ZM64 190H65V189H64ZM91 190H92V186H91ZM145 190H146V189H145ZM3 191L5 192V189L2 190V194H0V195H1L0 198H2V196L4 195V194H3V193H4ZM11 191H10V193H11ZM21 191H22V190H21ZM38 191H39V190H38ZM43 191H45V190H43ZM51 191H53V190L51 189ZM61 191H62V190H61ZM67 191H68V190H67ZM70 191H71V190H70ZM72 191H73V190H72ZM159 191H160V190H159ZM171 191H172V190H171ZM174 191H175V190H174ZM221 191H222V190H221ZM24 192H25V191H24ZM32 192H33V191H32ZM39 192H42V191H39ZM59 192H60V191H59ZM64 192H65V191H64ZM80 192H81V190H80ZM156 192H157V191H156ZM162 192H164V191L162 190ZM0 193H1V192H0ZM25 193H26V192H25ZM29 193H31V191H30ZM33 193H34V192H33ZM165 193H166V192H165ZM218 193H219V192H218ZM35 194L38 195V192L35 193ZM40 194H41V193H40ZM59 194H60V193H59ZM61 194H63V193H61ZM67 194H68V193H67ZM167 194H168V193H167ZM175 194H176V193H175ZM11 195H12V194H11ZM11 195H10L9 197H10L11 200H12L13 197H11ZM13 195H14V194H13ZM13 195H12V196H13ZM22 195H23V194H22ZM22 195H20V196H22ZM41 195H42V194H41ZM41 195H39V196H40L39 198L43 199L42 197H44V196L42 195V197H41ZM115 195H116V194H115ZM28 196H29V195H27V197H28ZM45 196H46V195H45ZM70 196H71V198H72L73 195L70 194ZM151 196H152V195H151ZM5 197H6V195L3 196V198H2V201H3V202H1V203H4V202H7V203H8V202H9V205H11V204H10V203H11L10 200H9V201H6L7 199H6ZM9 197H8V199H9ZM15 197H16V196H15ZM15 197H14V200H15V199H18L19 195H18V197H16V198H15ZM30 197H31V196H29V198H28V200H27L28 202H29ZM36 197H37V196H36ZM36 197H35V198H36ZM74 197H75V196H74ZM74 197H73V198H74ZM99 197H100V196H99ZM173 197H175V196H173ZM4 198H5L6 200H5ZM22 198H25V199H26V195H25V197L22 196ZM37 198H38V197H37ZM37 198H36V199H37ZM39 198H38V199H39ZM44 198H46L45 200H47L49 197L47 198V196H46V197H44ZM53 198H54V197H53ZM117 198H118V197H117ZM120 198H121V197H120ZM218 198H219V197H218ZM31 199H32L31 201H34L32 197H31ZM36 199H35V201H36ZM41 199H39V200H41ZM171 199H172V198H171ZM4 200H5V201H4ZM18 200H19V199H18ZM43 200H44V199H43ZM45 200H44V201H45ZM61 200H62V199H61ZM108 200H109V199H108ZM16 201H17V200H16ZM19 201H21V203H22V200H19ZM24 201H25V200H24ZM41 201H42V200H41ZM64 201H65V200H64ZM120 201H121V200H120ZM155 201H156V200H155ZM155 201H154V202H155ZM167 201H168V200H167ZM17 202H18V201H17ZM48 202H51V200L49 201V199H48ZM82 202H83V201H82ZM110 202H111V201H110ZM142 202H143V201H142ZM144 202H145V201H144ZM18 203H20V202H18ZM29 203H31V202H29ZM41 203L43 204L44 202H43V201L40 202V206H43V205H41ZM45 203H46V202H45ZM102 203H103V202H102ZM136 203H137V202H136ZM13 204H14V203H13ZM46 204H47V203H46ZM71 204H72V203H71ZM114 204H115V203H114ZM161 204H162V203H161ZM3 205L5 206V203H4ZM30 205H31V204H30ZM50 205H51V204H50ZM52 205H53V204H52ZM54 205H55V204H54ZM6 206H8V205H6ZM11 206H13V205H11ZM44 206H46V205H44ZM55 206H56V205H55ZM67 206H68V205H67ZM103 206H104V205H103ZM103 206H102V207H103ZM122 206H123V205H122ZM14 207H15V206H14ZM38 207H39V205H37V207L34 206L33 209H37ZM82 207H83V206H82ZM142 207H143V206H142ZM180 207H181V206H180ZM7 208H10V207H7ZM7 208H6V209H7ZM15 208H16V207H15ZM43 208H44V207H43ZM47 208H48V207H47ZM50 208H51V206H50ZM60 208H61V207H60ZM69 208H70V207H69ZM84 208H85V206H84ZM103 208H104V207H103ZM143 208H144V207H143ZM169 208H170V207H169ZM33 209H31V210H33ZM41 209H42V208H41ZM94 209H96V208H94ZM3 210H4V208H3ZM11 210H12V209H11ZM11 210H10V211H11ZM48 210H49V209H48ZM48 210H47V211H48ZM108 210H109V209H108ZM126 210H127V209H126ZM165 210H166V209H165ZM6 211H7V210H6ZM6 211H3V212H6ZM14 211H15V210H14ZM14 211H13V213H14ZM39 211H40V210H39ZM43 211H44V209H43ZM59 211H60V210H59ZM76 211H78V210H76ZM157 211H158V210H157ZM26 212L28 213V211H26ZM30 212H31L30 214H33V213H32L33 211H30ZM41 212H42V211H41ZM49 212H50V210H49ZM52 212H54V211H52ZM9 213H11V212H9ZM15 213H16V212H15ZM27 213H23L24 216L27 217ZM43 213H44V215L47 214V212H42L41 214L43 215ZM105 213H106V212H105ZM198 213H199V212H198ZM0 214H2V216L4 215V213H0ZM7 214H8V213H6V214L4 215L5 218L7 217V219L10 218L11 220L14 219V216H10L11 214H9V215L7 216ZM50 214H51V213H50ZM50 214H49V216H51ZM102 214H103V213H102ZM19 215H20V213H19ZM21 215H22V214H21ZM33 215H34V214H33ZM47 215H48V214H47ZM152 215H153V214H152ZM152 215H151V216H152ZM4 216H3V217H4ZM9 216H10V217H9ZM15 216H17V215H15ZM22 216H23V215H22ZM45 216H46V215H45ZM45 216H44V217H45ZM49 216H47V217L50 218ZM163 216H164V214H163ZM11 217H12V218H11ZM17 217H18V216H17ZM26 217H23V218H26ZM29 217H30V215H29ZM31 217H32V216H31ZM37 217H38V216H37ZM15 218H16V217H15ZM2 219H3V218H2ZM10 219H9V220H10ZM26 219H27V218H26ZM51 219H52V218H51ZM24 220H25V219H24ZM91 220H92V219H91ZM150 220H152V219H150ZM16 221H17V220H16ZM18 221H19V220H18ZM27 221H28V219H27ZM29 221H30V219H29ZM29 221H28V222H29ZM36 221H39V220H36ZM46 221H48V220H46ZM52 221H53V220H52ZM52 221H51V222H52ZM95 221H96V220H95ZM148 221H149V220H148ZM12 222H13V220H12ZM24 222H25V221H24ZM53 222H55V221H53ZM92 222H93V220H92ZM0 223H1V221H0ZM6 223H7V221H6ZM15 223H17V222H15ZM15 223H14V224H15ZM57 223H58V222H57ZM93 223H94V222H93ZM97 223H98V222H97ZM132 223H133V222H132ZM2 224H3V223H2ZM2 224H1V225H2ZM31 224H32V222H31ZM35 224H36V223H35ZM147 224H148V223H147ZM1 225H0V228H1ZM4 225H5V223H4ZM4 225H2V227H4ZM23 225H24V224H23ZM29 225H30V224H29ZM36 225H37V224H36ZM56 225H57V224H56ZM96 225H97V224H96ZM100 225H101V224H100ZM101 226H102V225H101ZM103 226H104V225H103ZM103 226H102V227H103ZM106 226H107V225H106ZM11 227H12V225H11ZM11 227H10V228H11ZM18 227H19V226H18ZM94 227H95V226H94ZM5 228H6V227H5ZM5 228H4V229H5ZM16 228H17V227H16ZM25 228H26V227H25ZM65 228H66V227H65ZM26 229H27V228H26ZM40 229H41V228H40ZM6 230H7V229L3 230V232L6 231ZM12 230H13V229H12ZM21 230H22V229H21ZM24 230H25V229H24ZM33 232H34V231H33ZM1 233H2V232H1ZM30 233H31V231H30ZM98 233H99V232H98ZM121 233H122V232H121ZM6 234H7V232L4 233V235H6ZM21 234H22V232H21ZM60 234H62V233H60ZM74 234H75V233H74ZM74 234H73V235H74ZM10 235H11V234H10ZM14 235H15V234H14ZM17 235H18V234H17ZM23 235H24V234H22V238L24 237ZM28 235H29V234H27V236H28ZM31 235H32V234H31ZM39 235H40V234H39ZM39 235H38V234L36 235V236H37V239H39V238H38ZM36 236H35V238H36ZM1 237H2V236H1ZM1 237H0V238H1ZM9 237H10V236H9ZM15 237H16V236H15ZM28 237L30 238V236H28ZM5 238H6V236L4 237V239H5ZM10 238H11V237H10ZM16 238L19 239L18 236H17ZM16 238H14V239H16ZM32 238H33V236H32ZM32 238H31V239H32ZM142 238H143V237H142ZM17 239H16V240H17ZM33 239H34V238H33ZM33 239H32V241H33ZM126 239H127V238H126ZM138 239H139V238H138ZM1 240H2V239H1ZM1 240H0V241H1ZM9 240H10V239H9ZM9 240H7V238H6V241H8V243H9ZM23 241H24V240H23ZM25 241H26V240H25ZM27 241H28V239H27ZM121 241H122V240H121ZM136 241H137V240H136ZM33 242H34V241H33ZM80 242H81V241H80ZM83 242H84V241H83ZM91 242H92V241H91ZM156 242H157V241H156ZM8 243H7V244H8ZM16 243H19L20 246H23V245H21L22 243H20L19 240H18L17 242H15V244H16ZM44 243H45V242H44ZM133 243H134V242H133ZM153 243H154V242H153ZM10 244H11V243H10ZM19 244H18V245L16 244V245H17L16 247H18ZM52 244H53V243H52ZM131 244H132V243H131ZM24 245H25V244H24ZM91 245H92V244H91ZM7 246H9V245H7ZM27 246H29V244H28ZM47 246H48V245H45V248H46V249H48ZM123 246H124V245H123ZM134 246H135V245H134ZM56 247H57V246H56ZM99 247H100V246H99ZM146 247H147V246H146ZM24 248H25V247H24ZM43 248H44V247H43ZM97 248H98V247H97ZM18 249L20 250V247H18ZM78 249H79V248H78ZM1 250L3 251L4 249H1ZM21 250H22V249H21ZM21 250H20V251H21ZM61 250H62V249H61ZM111 250H112V249H111ZM6 251H7V249H6ZM20 251H19V252H20ZM79 251H80V250H79ZM126 251H127V250H126ZM4 252H5V251H4ZM16 252L18 253V250H16ZM82 252H83V251H82ZM144 252H145V251H144ZM13 253H14V252H13ZM22 253H23V252H22ZM33 253H34V252H33ZM51 253H52V252H51ZM63 253H64V252H63ZM88 253H90V252H88ZM125 253H126V252H125ZM48 254H49V253H48ZM76 254H77V253H76ZM0 255H3V256H4L3 252H2V254L0 253ZM86 255H87V254H86ZM3 256H1V257H3ZM24 256H26V255H24ZM90 256H91V255H90ZM14 258H15V257H14ZM40 258H41V257H40ZM82 258H83V257H82ZM150 258H151V257H150ZM5 259H6V258H5ZM10 259H11V258H10ZM12 259H13V258H12ZM78 259H79V258H78ZM85 259H87L86 256H85ZM89 259H90V257H89ZM1 260H2V258H1ZM80 260H81V259H80ZM125 260H126V259H125ZM129 260H130V259H129ZM133 260H134V259H133ZM2 261H4V257H3V260H2ZM5 261H6V260H5ZM10 261H12V260H10ZM118 261H119V260H118ZM152 261H153V260H152ZM8 262H9V260H8ZM8 262L6 261V263H8ZM14 262H15V261H14ZM58 262H59V261H58ZM81 262H82V261H81ZM154 262H155V261H154ZM55 263H56V262H55ZM83 263H84V259H83ZM88 263H89V261H88Z\"/></svg>", "mask_w": 264, "mask_h": 264}]
</instances>
